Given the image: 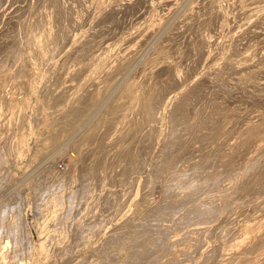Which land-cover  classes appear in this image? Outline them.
<instances>
[{"label":"bare ground","instance_id":"6f19581e","mask_svg":"<svg viewBox=\"0 0 264 264\" xmlns=\"http://www.w3.org/2000/svg\"><path fill=\"white\" fill-rule=\"evenodd\" d=\"M34 1H36V0H34ZM149 1H151V0H149ZM149 1L148 0H127L124 4L122 2L119 5V3H118L119 1H118L117 2L118 4L115 2V4L112 5L110 2L108 3L107 0H67V1L66 0H39L40 3L35 2L36 5L39 4L38 5L39 8L35 7V8H37L36 9L37 11L34 12V14H32V16L29 15L27 17L30 18V16H31L32 20H33V25H35V27L37 29H40V30L42 29L43 32L41 31V33H42L41 36L40 35L37 36V33H36V35H34L35 34L34 33L33 34L34 37L29 38L30 40H32L31 38H33V40L31 41V45H32L33 49H32V51L27 53V55L23 51L24 49L21 48V45L18 44L19 40L17 41V37L18 38L21 37V32H22L21 31L22 23H20L21 19H20V16L18 17V11L21 9V7H20V9L18 8L19 10L17 9L16 12L11 13V15H9V17L6 20L7 22L5 24V27L3 29H0V50H3V48H4L6 50V52L12 53L11 56L9 53L5 54V56H8V54H9V57H11V61H10V59L8 61H6V59L8 57L7 58L4 57V58H6L5 60L4 59L0 60V64H2L3 62L4 63L6 62V64H7V65H5L4 69L3 68L0 69V194L2 192H4V189H6V187L12 185L13 182H15L17 179H19L20 176H23V177H21V179L26 178V175L28 176L29 170L27 171L28 173L25 170H26V168L27 169L30 168V166H29L30 163L27 165L29 167H27L25 165V162H23L24 157L27 154H29L28 156H30V159H29V157L27 159L29 160V162H31V167L34 164V163L32 164V162L39 163L37 165V166H39L41 164V162L44 161V159L46 160L47 157L51 158L54 156V154H55V156L59 155L57 153L61 152L63 149H65L68 146H71L72 148L74 147V149H73L74 152L72 154L67 155L64 158L62 157L63 158L62 159L63 160L62 166L63 165L65 166L64 170H65L66 175L62 176V174H63L62 172H57L55 170L58 167V165L55 167V169L53 168L54 165H52V168H51V169H53L52 175L50 174V176H48L49 178H46L43 180L44 184H45L44 181L46 180V185L41 186L42 183L41 184L38 183L39 186L33 184V186H35L36 191L33 192L32 199L34 198V200L38 199L41 201L40 207L43 208L41 211L44 212V214H41L40 218L36 219V214H38V213H34L35 215L34 214L32 215L30 212L31 209L33 211V208L38 210L36 208V206L31 208L32 205H30L31 209L30 210L26 209V206H27V208H29V206L27 205V202H26L27 200L25 201V199L22 198L23 196L22 197L19 196L18 199H17V197H18L17 196L16 197L17 200L15 199L16 200L15 203H13L11 201L4 203L5 199H4V202L2 201L3 202L2 204L0 203V264H9V262L12 264L14 262V259H16L18 256H21V257L24 256L25 258L29 259L27 262V259L25 260V258H24V262H21L19 264H264V204H262L263 202L257 201L258 204L262 202L260 205V206H262V209L260 210L259 213H257L258 210H256V211L254 210L255 208L252 209L254 211L250 212L248 210V208H249V206L254 205L255 200L254 199L251 200L250 198L246 197V196H248L246 194H245L246 195L245 197H246V199L248 198L247 200L245 198L243 199L241 197L244 194L242 195V192H240L239 190H241L243 188V186L245 187V185H243V186L240 185V189L237 190L236 193L234 192L235 194H232L233 190H232V193L230 190H229L230 192L228 190H226L227 193L229 192V193H231V195H229V193L227 194V193L221 191L225 187H227L224 185L227 183H224V182L229 175L230 176L232 175L231 178L232 179L234 178L233 181L234 180H238V181L240 180V182L242 181V183L244 180H247V181L254 180L255 178L258 177L257 175H259V176L264 175V162L261 163V160H263V158H264V134H262V135L258 136V138H256V140H258V142H254V144H252L250 146L248 145L247 146L248 148H245V149H247L246 155L248 153H249L248 155H250V154H254V155L249 156V157L247 156L248 158L245 157L244 160L240 159V161H238L237 163L235 162L236 163L235 165L233 164L234 166L231 164H230V166H227V165H229L228 163L225 165L224 164L222 165V162L225 159L224 160L221 159V161H222V162H220L221 164L219 163L220 160H218L217 161L218 164H216V165H219L217 167L218 171L215 173L213 172L214 177L217 175V178L211 179L213 177L210 178V175H209V178L213 181V183L211 182V184L208 180L206 182L204 180L203 183L202 182L199 183L197 181L198 179L196 178L195 172L192 174L189 173L190 175H187V173H184L180 170H178V172H176L177 169L174 172L173 169H175V168H173L172 171H169L171 173H170V176L168 177V179H167V177L166 178L164 177L165 181H167L169 183L168 188L165 187V184H164L165 181H164V178H162V174L164 172H166L165 171V166H166L165 163H167L166 160L170 157L169 155H171V152H176V150H178V149H176V143H175L176 139L178 137L175 139V142H173L175 135L172 136L173 137L172 141L168 140L169 138L167 137L168 139H166V140H168V141H165L164 144L162 143L164 136L166 135L162 131V129L165 130V128L167 127V126L165 128L162 127V125L165 122L163 120V118L166 115V111L169 112V111H171V108H172V110L175 111V112L172 111L173 114L175 113L176 116H180V117L174 118L175 120L178 118H182V117H183L182 119H184L186 116L189 117V115H192V114H190L191 108L193 109V107L191 105H192V103L195 102V100L198 99V101H199V97H198L197 93L200 94L199 91H201V89L202 90L205 89L204 87H206V86H208L209 88L214 87V89L216 87V90L220 89V90H225V91H227L229 89L228 90L229 92H231V90L238 91V89L240 88L239 85H241V84H239V85H237V83L235 84L236 80H234V84H229L230 83L229 80L231 78L230 79L228 78V80H227L228 84L225 82V79H224V81H223V79L220 81L218 79L219 78L218 76L220 73L219 74L217 73V72H219L217 69H219L220 72H222L221 68H220L222 66H220V67L218 66L221 64V62L219 61L220 64H216V62L212 63L213 60L216 61V59L219 60L221 58V61L223 62V64H226V62L223 60V58L224 59H225V57L227 58L228 55L226 56L225 54H228V53L223 51V48H222L223 52L219 51L220 52V53L218 52L219 54L218 53L215 54L218 56L210 57L212 55V53H211L212 50L210 52L209 48H211L210 46L213 45L212 40H213L214 35L211 33V31L209 29L214 28V27H211L212 25L216 26V25H214V23L218 19L221 21V23L219 22V27L222 30H225V28L228 29L227 28L228 26L225 24L229 23L228 20H230V18L227 19L228 17H226V15H229V13L226 14L227 12L225 11V7H224L227 4L226 3H225V5L222 4L223 0L222 1L221 0H197V1L195 0L196 1V2L194 1L195 4H193V2H192L191 5H188L186 11H184V16H183L182 21L181 20H179L180 22L178 21L179 25L177 24L178 26L177 27L175 26L176 28L174 27V29L172 31H170V33L165 37L167 39L163 38V40L158 42L154 47L152 46L153 48L150 51L147 49L149 51V53L146 51L147 55H145V58L143 59V61L140 59L141 62L140 63L138 62V64L136 65L135 64V62H137L135 59L136 56H134V58H132V55L134 53L133 52H132L133 54L128 53L126 56L127 52L124 51V55L123 56L121 55V57L117 59V62L119 60V62H118L119 64H116L117 62L115 63L116 60L114 59L115 60L114 66H113V64L111 66L110 65V62H112L111 56H113L114 54L112 53L113 55H111L110 50L109 51L105 50V52H102L100 50L101 52H98L97 49L103 48V46L100 48H97L100 46L99 44L102 43L101 41H103V40L100 39L101 41H99L100 35H98L99 37L97 36L98 39L96 40L97 37L95 36V34H98V33L101 34L102 32L105 33L106 31H108L110 34L111 33L113 34L115 29L118 28L117 25L122 23L120 18H119L120 14H121L120 16H122V12L125 14L127 12V13H129V15H130V13L138 14L141 12L140 9H143L142 11H144V13L147 15L148 11L154 12V10H156V7H157L156 5L164 6L163 4H165V5H171L172 6L174 4L177 6V4L179 2H182L183 0H157L156 5L154 4L155 1L152 0V2H150V3H149ZM158 1H159V4H157ZM236 1L237 2L238 1L244 2V3L239 2L240 3L239 7L241 8V6H243V8H244V10H242L243 13H245L247 15H248V13L253 14L256 17L253 15L252 16L257 18V21H262V20L264 21V3L263 4L259 3L260 6H257L258 5L257 2H259L260 0H252V1L248 0V2H246V0L245 1L236 0ZM263 1L261 0V2H263ZM25 2H26L25 5L27 7L30 0H25ZM230 2H231V0L228 1V3H230ZM151 3H153V4H151ZM184 3H187V1ZM255 3H257V5ZM116 4L119 6L116 7ZM241 4H244V5H241ZM253 4H255L254 6H256V7H253ZM0 5H1V3H0ZM7 5H8V3H7ZM23 5H22V7H23ZM32 5H33V3H32ZM179 5H180V3H179ZM121 6H123V7H121ZM162 6H160V7H162ZM171 6H169V8ZM92 7H95L96 10H97V8L100 10V16L97 19L100 20L101 22H107L109 25H108V27H106V25H107V23H106V25L104 26L106 28L101 29V31L100 30L97 32L95 31V33L93 31H92L93 33H90L89 30L86 31V29H85V31H82L83 33L80 34L79 36L77 34L78 38L75 41L80 43L81 46L83 45V49L80 48L82 50L81 53H84L83 55H85L87 52H90L89 55H91L90 58H92V59H90V62L88 61L89 63L87 64L86 68H84L85 66L81 67L83 62L82 63L80 61L77 62V60H75L76 58L75 59L73 58L76 62L72 66L69 67L67 65V64H69V62L65 58L69 57V55L71 54L70 51L73 49H70L69 52L66 51V52H68V54L70 53L69 55L67 54L68 55L67 57L66 56L64 57V55H63V59H65V60H63L64 62H62V60H61L62 58L60 59L61 62L58 59L56 60L54 57L51 56V54L55 50V48L58 46L59 43L61 44L62 41H64V40L66 41V39H68L67 33L71 28H72L71 34H73V28H76V26H77V28L79 27L78 25H80V23L83 22L82 19L85 17V14L86 13L89 14L88 12H89L90 8H92ZM229 7H230V5H229ZM4 8L2 9V11L4 10ZM7 8H8V6H7ZM32 8H34V7H32ZM95 8H93V9H95ZM245 8L248 11L245 10ZM166 9H168V8L166 7ZM172 9H174V8L172 7ZM229 9H228V12H229ZM236 9H238V8H236ZM33 10L34 9H32V11ZM67 10H69L70 12ZM3 12H5V11H3ZM66 12H68V13H66ZM135 12H138V13H135ZM235 12H236V10H235ZM246 12H248V13H246ZM0 13H2V12H0ZM30 13H31V11H30ZM96 13H97V11H96ZM165 13L167 14V12H165ZM165 13H163V15ZM66 14H67V16H66ZM82 14L84 17H82ZM87 14H86V16H88ZM91 14H93V13H91ZM140 14H138V15H140ZM129 15H128V17H129ZM149 15L150 16L147 17L149 19H145L146 21H145V23L143 22L141 27L138 26L139 27L138 31H140V32H137V33L140 34L143 31L144 34H147L148 37L150 36L152 38L156 29L158 28V26H161V24L160 25L155 24V20H154L155 16L153 17L154 14L152 15V13L150 14V12H149ZM233 16H234V14H233ZM252 16H250V17H252ZM125 17H127V16H125ZM250 17H249V20H252ZM18 18H19V24H18ZM24 18H25V16H24ZM123 18H122V20H123ZM163 18H165V17H163ZM86 19H83V20H86ZM91 19H93V17ZM134 19L135 18H133V20ZM233 19H235V18H233ZM27 20L28 19H26V21ZM32 20H30V21H32ZM98 20H97V22H98ZM124 20H126V19H124ZM249 20L247 22H250ZM127 21H125V22H127ZM244 21H243V23H244ZM257 21L255 19V22H257ZM247 22H246V24L248 25ZM26 23H28V22H26ZM253 23L254 22L252 21V24ZM257 23H259V22H257ZM95 24H97L96 21H95ZM126 24H129V21ZM250 24H251V22H250ZM250 24H249V27L252 26ZM262 24H263V22H262ZM262 24H260V25H262ZM81 25H80V27H81ZM139 25H141V24H139ZM237 25H239V24H237ZM260 25H256V26L259 27ZM102 26H103V24H102ZM132 26H133V24H132ZM223 26H226V27L223 28ZM23 27H24V23H23ZM27 27L28 26H26V28ZM59 27L61 28V30L63 29L62 33L59 32L60 30L58 31ZM93 27H92V29H93ZM241 27L242 26H240V28ZM255 27H253V28H255ZM36 28H34V29H36ZM247 28H248V26H247ZM15 29H17V30H15ZM25 29H23V32ZM27 29H29V28H27ZM141 29H143V30L141 31ZM245 29H244L243 35L246 34ZM32 30H33V28H32ZM94 30H95V27H94ZM128 30H130V29H128ZM135 30H136V28H135ZM213 30L216 31V28ZM250 30L252 31L253 29L250 28ZM117 31H119V30L117 29ZM121 31H123V30H121ZM251 31H247V29H246V32L251 33ZM130 32H132V31H130ZM157 32H158V30H157ZM233 32H234V30H233ZM257 32L258 31L256 30V33L254 34L255 36H256V34H258ZM143 33L140 34L141 35L140 38H142ZM228 33H229V31H228ZM239 33L240 32H237V37L235 35L236 33L235 34L233 33L234 35L230 34V36L232 35L231 37L226 34L230 38H229V40L227 39V41L225 43H223L225 45L222 44L223 46H225L224 48L227 47V49H228L231 45H233L234 41L236 42L237 40L241 39V36L239 37ZM23 34L24 33H22V35ZM116 34H117V32L114 34V36ZM241 34H242V32L240 33V35ZM133 35H135V34H133ZM140 35H138V36H140ZM254 35L252 34L251 36L253 37ZM24 36H23V38H24ZM73 36H75V35H73ZM103 36H106V35H103ZM126 36H127L126 34H125V36L122 35L121 37H119V40L121 38V41L124 40L123 42H125V43H127L128 41L134 40L132 38V36H127V37ZM138 36L136 35V37H138ZM244 36H246V35H244ZM251 36L249 38H251ZM111 37L112 36H110V38ZM143 37H145V36H143ZM71 38H72V36H71ZM145 38H147V37H145ZM219 38L222 39L221 37H219ZM242 38H243V36H242ZM245 38L247 39V37H245ZM245 38H244V40H246ZM21 39H20V41H21ZM50 39H52V40L50 42H48ZM73 39L74 38H72L71 41ZM116 39H117V37H116ZM116 39H115V42H116ZM217 39H216V41H217ZM112 40H114V39H112ZM119 40H117V41L120 42ZM136 40H137L136 42H139L138 39H136ZM262 40H264V38ZM103 42H105V41H103ZM23 43H24V41H23ZM25 43H26V40H25ZM51 43L53 44V47L55 45L54 49L52 47H51L52 49L48 48V44L51 45ZM236 43L238 44L239 42H236ZM240 43L244 44V43H246V41H243ZM63 44H64V42H63ZM63 44H62V46H63ZM135 44H137V43H135ZM141 44H140V46H141ZM254 44H255V42H254ZM102 45H103V43H102ZM118 45H121V44H118ZM138 45H137V47H138ZM44 46H45V48H44ZM106 46H107L106 47L107 49L110 48L109 47L110 45L109 46L106 45ZM24 47H27V46H24ZM36 47H39V50L42 49L40 52H41V54H43V56L45 58V59L42 58L43 59L42 61L45 60L44 63L47 62L46 63V64H48L47 67L46 66L44 67V65L42 63L41 64L43 66L42 65L39 66L40 63L37 64L38 60L36 61L34 59V57L37 59V57L35 56L38 53V52L36 53ZM59 47H58V49H59ZM117 47H119V46H117ZM125 47H122L121 49H125ZM130 47L132 48V44ZM131 48H130V50H131ZM61 49H62V47H61ZM263 49H264V47H263ZM39 50H37V51H39ZM74 51H79V50H74ZM246 51H248L247 54H245L244 52H241V56L239 55L240 58H237L238 55H234V56H237V57H235V59L230 57V61H227V62H229L230 66L229 65H227V66H229V68L232 66L233 69L235 71H237V72L234 71L235 74L236 73L238 74V72H241V74H242V72H244L243 75H247V74H250V75L251 74L252 75L257 74L258 75V73H263L264 68L262 66L257 67L259 62L254 64L256 66H254L253 64H250V63H249V66L246 63L247 67L243 66V64L245 62H247V61L249 62V60L252 59V57L249 55V50H246ZM250 51H251V49H250ZM117 52L121 53V51H119V49ZM128 52H129V50H128ZM261 52L263 53V51H261ZM76 53H78V52H75L74 54H76ZM120 53L117 55L119 56ZM232 53H234V52L232 51ZM242 53H244V54H242ZM1 54H4V53L0 52V55ZM41 54L37 55V56H41ZM56 54H57V52H56ZM79 54L80 53H78V55ZM237 54H239V53H237ZM250 54L252 55V53H250ZM54 55H55V53H54ZM58 55H59V52H58ZM86 55L88 56L87 58H89V55L88 54H86ZM224 55H225V57H224ZM74 56H76V55H74ZM230 56H232V55H230ZM80 57L81 56H79V58ZM209 57L211 58L210 59V61H212L211 63L216 64L218 68L215 65H214L215 67L211 65L212 66L211 70H208V72L206 71V73H201L203 75V77L201 76L202 78H200V80L199 79L197 80V78H199V77H195L198 82L194 81L195 80L194 79L193 83L192 82L189 83V79L193 76L192 74L196 70H197L196 74L198 73L196 76H198L200 74V71H198V70L200 68V65L202 64L201 62L206 61V59ZM254 57L256 58V56H254ZM70 58H72V57L70 56ZM82 58L85 59L86 56L85 57L82 56L80 59H82ZM87 58L85 59V61L87 60ZM131 58L135 59V60L130 63ZM262 58H264V57H262ZM242 59L244 61H242ZM72 60L70 59L69 61H72ZM161 60H163V63L161 62ZM34 61L37 62L36 63L37 65L35 64ZM39 61H41V59H39ZM157 61H158V63H156ZM208 61H209V59H208ZM207 63H209V62H207ZM217 63H218V61H217ZM70 64H71V62H70ZM223 64H221V65H223ZM186 65L188 68L186 67L187 69L185 72L184 71L185 68L183 66H186ZM0 66H2V65H0ZM198 66H199V68H198ZM225 67H226V65H225ZM260 68H263V69H260ZM124 69H126L127 72ZM233 69L231 71H233ZM117 70L119 72H122L121 70H124L126 72V74L124 73V76H120V75H118L119 72L116 73ZM193 70H195V71H193ZM205 70H207V69H203V71H205ZM227 70H230V69H227ZM83 71H85V73H83ZM134 71H135V73H134ZM1 72H3V73H1ZM230 73H232V72H230ZM77 74H79L80 76H81V74H83V76H81L80 79H78V80L73 79V81H72V78L78 76ZM215 74H218V75H215ZM228 74H225L224 78ZM189 75L190 76L192 75V76L188 79ZM220 75H223V72ZM194 76H195V74H194ZM234 76H232L233 79H235ZM230 77H231V75H230ZM239 77H240V75H239ZM244 77L246 78V76H244ZM77 78L78 77H76V79ZM186 78L188 79V81H185V80H187ZM241 78H237V79H241ZM251 78H252V76H250V78H248V79H251ZM49 79L53 80L52 82H54L53 86L51 85V87L46 85V83H48V81H46V80H49ZM233 79H232V81H233ZM242 80H244V79H242ZM45 81H46V83H45ZM69 81H72V82H69ZM74 81H77V82H74ZM245 81H246V79H245ZM245 81H240V82L243 83ZM248 81L249 80H247V82ZM255 81L257 82V80H255ZM255 81L251 80L250 82H252L254 84ZM182 82H184V83H182ZM186 82H188L189 84H186ZM263 83H264V81H263ZM245 84H246V82H245ZM248 85H249V83L247 84V86ZM190 86H192L191 87L192 89H188V88H190ZM243 86H241V87H243ZM251 87H254V86H251ZM245 88L250 89V87H245ZM242 89H239V90H242ZM252 89H250V90H252ZM258 89H260V88H258ZM263 89L260 91L263 92ZM206 90H207V88L205 89V93L207 92ZM214 91H213V93H214ZM217 91L219 92V90H217ZM242 91H244V90H242ZM246 91L248 93H250L248 90H246ZM252 91H253V93H255L254 90H252ZM260 91L257 90L256 92H260ZM210 92H211V95H214L216 93L215 92L214 94H212V90ZM205 93H203V94H205ZM233 93H235V92H233ZM253 93H251L253 95V97L255 95L259 94V93H257L254 95ZM228 94H230V93H228ZM205 95H207V94H205ZM220 96H221V94H220ZM234 96H236V95H234ZM243 96H245V95H243ZM203 97H204V95H203ZM203 97H202V99L201 98L200 99L203 100ZM215 97L216 96L214 95V98ZM217 97H219V96H217ZM263 97H261V98H263ZM214 98H213V100H215ZM234 98H236V97H234ZM224 99H226V97ZM227 99H229V98H227ZM254 99H255V101L258 100L257 98H254ZM231 100H234V99L232 98ZM222 101H223V103H225L224 100H222ZM222 101H220V102H222ZM255 101L253 100V102H255ZM258 101L261 102L262 100L261 101L258 100ZM263 101H264V99H263ZM263 101H262V103H263ZM253 102H251V104ZM208 103H209V101H208ZM241 103H242V101H241ZM201 104H202V102H201ZM217 104H220V103L218 102ZM256 104H257V102L255 103V105ZM260 104H258V105H260ZM237 105H239V104H237ZM246 105H248V104H246ZM193 106H194V104H193ZM203 106H207V105L205 104ZM219 106H221V104ZM222 106H223V104H222ZM260 106H258V107H260ZM198 107H196V108H198ZM250 107H252V105L249 104L248 108H250ZM201 108H202V106H201ZM254 108H255V106H254ZM256 108L254 109L256 111L255 113H258L259 111H257V110H259V109L258 108L256 109ZM194 109H195V107H194ZM214 109H216V108H214ZM218 109H221V108H218ZM218 109H217V111H218ZM234 109H236L235 106H234ZM262 109L264 110V108H262ZM196 110L197 109H195V111L194 112L192 111V112L196 114ZM203 110H202V112H203ZM221 110H219V111H221ZM223 110L225 112L224 108H223ZM236 110H235V112H237ZM254 110H253V113H254ZM212 111L215 112V110H212ZM219 111L217 113H219ZM232 111H231L232 114H235L233 107H232ZM208 112H210V111H208ZM214 112H212V113H214ZM227 112H225V114ZM251 112H252V110H251ZM251 112H249V113L251 114ZM188 113H189V115H188ZM199 113H201V112H199ZM199 113H197V114L199 115ZM212 113L210 114L211 116L213 115ZM221 113L223 114V112H220L219 114H221ZM230 113H228V115ZM197 114H196V116H197ZM205 114H208V113H205ZM219 114H217V115H219ZM240 114H242V113H240ZM244 114L247 115V113H244ZM250 114H248V115H250ZM200 115H203V113H201ZM204 115L201 116L200 118H203ZM261 115H263V113H261ZM208 116L209 115H207L206 119L209 120V118H210V120H211V116H209V118H208ZM222 116H221V118H222ZM236 116H237V113H236ZM239 116L240 115H238V117ZM253 116H255V115H253ZM169 117H170V115H169ZM169 117H167V118L169 119ZM190 117L194 118L195 116H190ZM215 117H216V115H215ZM225 117H226V115H225ZM233 117L235 118V115ZM233 117H231L232 119H230V122H232L231 120L234 119ZM255 117H257V116H255ZM258 117H260V114ZM200 118H198V120L197 119L196 120L198 122H200L199 121ZM229 118H228V120H229ZM241 118L242 117H240V119ZM245 118H249V117L246 116ZM171 119H172V116H171ZM215 119H217V118H214V120ZM255 119L258 120L257 118H255ZM262 119H264V118H262ZM175 120H172V121H175ZM180 120L181 119H179L178 121H180ZM188 120L191 121V119H188ZM194 120H195V118H194ZM218 120H220V118ZM250 120H251V117H250ZM186 121L185 122L183 121L185 123L183 125H186L187 123H188V125H190L191 122L187 121V123H186ZM205 121H207V120H205ZM209 121L207 123H209ZM221 121L223 122V120H221ZM253 121H254V119L252 120V122ZM143 122H145L144 125H142ZM168 122H166V125ZM201 122L205 123L203 119ZM211 122H212V120H211ZM214 122H212V123H214ZM216 122H218V121H216ZM227 122H229V121H227ZM227 122H223V123H225V125H227ZM234 122H235V120H234ZM249 122H251V121H249ZM252 122H251V124H253ZM158 123H160L161 125L158 126ZM173 123H176V124L175 125H173L172 123H170V124H172L173 126H176L181 122H179V123L173 122ZM207 123H205V125L204 124H201V125L206 126ZM248 123H246V124H248ZM211 124H210V126H211ZM217 124H220V121ZM233 124H235V123H233ZM256 124H257V122H256ZM179 125H182V123ZM195 125H197V124H195ZM231 125H232V123H231ZM170 126L171 125H169V127ZM207 126H206V128H207ZM228 126L230 127L229 123H228L227 127ZM262 126L263 125L261 123V126L259 127V128H261V130H262ZM187 127L185 129L189 128V127L188 128ZM192 127H193V125H192ZM192 127L189 130H192ZM211 127H214V126H211ZM220 127L221 126H219V128ZM223 127H225V126H223ZM231 127L234 128V126H231ZM251 127H248V128H251ZM171 128L172 127H170L169 129H171ZM204 128H201V129H204ZM216 128H218V127L215 125L214 130ZM233 128H229V129L232 130ZM244 128H245V125H244L243 129ZM253 128H251V129H253ZM240 129H239V131L241 132L242 135H244L242 133V131L245 132V130L241 131ZM263 129H264V126H263ZM174 130H176V129H174ZM189 130H187V131H189ZM205 130H207V129H205ZM230 130H229V132H227V130H226V132L230 133ZM233 130H235V129H233ZM233 130H232V132H233ZM165 131L167 132L168 130H165ZM195 131H197V130H195ZM202 131L204 132V130H202ZM248 131L249 130L247 129L246 132H248ZM176 132H177V130L174 133L176 134ZM199 132H201V131H199ZM224 132H223V134H224ZM246 132H245V134H246ZM250 132H251V130H250ZM253 132L254 131H252L251 133H253ZM182 133H184V132L182 131ZM182 133L180 134L181 137H182ZM189 133H190V131H189ZM204 133L208 134V131H206ZM213 133H215V132H213ZM120 134H122L123 136L122 135L120 136ZM167 134L169 136V133H167ZM193 134H195V133H193ZM193 134L190 133L189 135L192 136ZM209 134H210V132H209ZM219 134H222V133H219ZM180 135H179V138H180ZM198 135H199V137L202 136V135L200 136V134H198ZM213 135H215V134H213ZM213 135L211 134V137ZM218 135H216V136L218 137ZM222 135H221V138H222ZM238 135H240V134H238ZM251 135H249V136L251 137ZM187 136H185V138ZM206 136H208V135H206ZM209 136L207 138H209ZM145 137L146 138L149 137L150 141L145 142V140L147 141V139H145ZM197 137L195 136L196 141L198 139ZM217 137H215V139ZM230 137H232V136H230ZM243 137L244 136H242V138ZM246 137L248 138V136H246ZM256 137H257V135H256ZM182 138L185 139L184 137H182ZM207 138L202 137L201 141H203L202 139L207 140ZM218 138H220V137H218ZM221 138H220V140H221ZM228 138L226 137L225 139L228 140ZM232 138H230L228 141H231ZM236 138H239V136L238 137L236 136ZM215 139H213V140L215 141ZM250 139H252V138H250ZM253 139H254V137H253ZM178 140L180 142L181 139H178ZM217 140H219V139H217ZM247 140H246V142H247ZM155 141H157L156 144L159 145L156 147L157 151H155V146H156V144L154 146ZM185 141H186V139H185ZM210 141H212V140H210ZM223 141H225V140H223ZM237 141H236L237 144H239V139H237ZM181 142H182V144H181ZM181 142H180L181 145L178 143L180 145V147L183 145V143H185V142H183V140H181ZM188 142H189V140H188ZM198 142H199V140H198ZM226 142H224V143H226ZM161 143L163 146L161 145ZM220 143H221V141H220ZM220 143H218L220 145V147L223 146L222 143L221 144ZM233 143H234V141H233ZM192 144H193V142H192ZM202 144H203V142H202ZM214 144H215V142H214ZM218 144L216 145L217 147H218ZM235 144H233V145H235ZM245 144H248V143H245ZM179 145H178V147H179ZM189 145H191L190 142H189ZM233 145H231L232 148H233ZM240 145H241V143H240ZM205 146H206V144H205ZM205 146H204V148H205ZM211 146L213 147L214 145H211ZM242 146L245 147L246 145L242 144ZM180 147H179V149H180ZM185 147H188V146H185ZM191 147H192V145H191ZM199 147H202V146H199ZM207 147L208 146H206V148ZM239 147H241V146H239ZM162 148H163V150L161 151ZM206 148H205V150H206ZM208 148H209V150L207 149L206 151H208V152L211 151L210 147H208ZM214 148L215 147H213V149ZM222 148H224V147H221V149ZM226 148H228V147H226ZM183 149L184 148H182V150L181 149L180 150L183 151ZM193 149H191V150L189 149L190 152ZM228 149H230V146ZM241 149H240V152H241ZM89 150L91 151L90 153H89ZM185 150H187V148ZM201 150H203V149H201ZM233 150H235V149H233ZM77 151L80 152V155L78 154ZM83 151L84 152L87 151L89 154L87 155V152H86V155H85V153H82ZM206 151H203V153H205ZM212 151H214V150H212ZM220 151L218 150V153ZM236 151H235V154H236ZM243 151H242V153H243ZM67 152H69V151L67 150ZM126 152L131 153V157L129 156V159H128V160H130L129 162H131V163L128 164L129 166L128 165L127 166L129 168L132 165L129 168V171L132 168L133 172L131 170L132 173H130V174L126 173L127 174L126 175L125 172L127 170L124 171L122 169L121 171H124V172L121 173V171H120V174H118L117 170L120 167L122 168L123 166L126 165L125 162L121 161L122 157L125 156L124 154H127ZM161 152H162V155L163 154L164 155L160 158V162H159V164H157V167H155V165L152 163L153 164V172L157 171V174L156 175L154 174V176H153L152 173H151V175L148 173L149 174L148 177L150 179H152V183H151V185L149 184L148 187L149 188L151 187L150 193L152 194L151 197L152 196L153 197L150 198V196H149L150 194H149L145 198L144 196H146V194L149 193L150 189H148L149 191H146V189L143 190V187L146 188L147 185L144 186L141 184V182L139 184L138 183L139 181H137L136 185H135L134 182L136 181V178H134L135 180L132 179L134 182H133V185L130 184V186L133 187L135 185V187H133V188L131 187L132 188V191H130L131 197H129V195H128V198L130 200V203H129L130 206H134L135 209H134L133 215L126 213L129 210L126 211L124 209V208H126L125 203L128 204L127 203L128 199L124 200L125 198H123L124 196L125 197L127 196V193L124 191L125 188L123 189V191L126 193L124 195V194H121V192H120V190H118V188L115 189L113 187H116L117 186L116 184L122 185V186L129 184L130 178L132 176H134L136 173H139L141 170H143V167L145 169V167L149 163L151 164L152 161L155 162V160H156L155 158L157 156L159 157L161 155V154L159 155V153H161ZM190 152L188 153V156H189ZM192 152L195 155L196 152L195 151H192ZM211 152H209V153H211ZM223 152H225V151H223ZM228 152H230V151H228ZM240 152H238L237 154H239ZM110 153L113 154L114 156H112ZM199 153H202V152H199ZM177 154H180V152ZM208 154H206V155H208ZM214 154H215V152H214ZM227 154H229V153H227ZM235 154L232 153V155H231V157H233L232 158L233 160H234ZM50 155H53V156H50ZM108 155H109V157L112 156L111 157L112 160L109 157H107ZM182 155L181 156L184 159H187L186 151ZM240 155H242V154H240ZM173 156H171V157L173 158ZM198 156H200V155L198 154ZM211 156H213V154ZM215 156H218V154H216ZM215 156H214V158H215ZM225 156H226V154H225ZM113 157H114L115 161L118 162V166L117 167L115 166L116 168H113L114 166L112 165V163H114ZM178 157H180V156H178ZM178 157L176 156V158H178ZM192 157L195 158L197 156L195 155ZM201 157L202 156H200V158ZM203 157H204V154H203ZM223 157H224V155H222V158ZM229 157H228V159H229ZM239 157H241V156H239ZM239 157H238V160H239ZM172 158H171V160H172ZM200 158L196 159L197 162L199 161L198 159H200ZM27 159H26V161H28ZM174 159L175 158H173V160ZM180 159H181V157H180ZM217 159H219V157ZM123 160L128 162L127 159L126 160L123 159ZM200 160H202V158ZM203 160H204V163H207V162H205L206 159L203 158ZM207 160H209V159H207ZM226 160H227V157H226ZM57 161H59V160H57ZM158 161H159V158H158ZM190 161L188 163H190ZM214 161H216V160H214ZM183 162L184 161L182 160V163ZM192 162H193V160H192ZM46 163H50V162L46 161ZM139 163L141 166L142 165L143 166L141 167L139 165ZM177 163H180V162H177ZM200 163H202V162H200ZM204 163H202V164H204ZM193 164H195V163L193 162L192 166H193ZM197 164L199 167V163H197ZM202 164L200 165V168H201ZM207 164L210 165V162ZM170 165H169V167H170ZM173 165L177 166L178 164L177 165L173 164ZM183 165H185V164H183ZM213 165H214V163H213ZM37 166H36V168H37V170H39ZM194 166L197 167L196 164ZM204 167L205 166H203L202 168H204ZM244 167H248L249 169H247V168L243 169ZM32 168H34V167H32ZM41 168H43V167H41ZM60 168H62V167L60 166ZM190 168L191 167H189V169ZM217 168H214V169L216 170ZM124 169H126V167H124ZM167 169H168V167H167ZM178 169H179V167H178ZM203 170H206V169H202L201 171H203ZM34 171H36V170H33V173H34ZM110 171L112 172V174H110ZM199 171L200 170H198V172ZM210 171H211L210 173H212V171H214V170L211 169ZM242 171H243V174H242ZM145 172H142V173H145ZM149 172H151V170ZM46 173H49V172H46ZM205 173H206L205 175H207L208 171H205ZM44 174H43V176H44ZM167 174H169V173H166V175ZM114 175L117 176V178H114ZM138 176H139V174H138ZM187 176H189V177H187ZM198 176H199V174H198ZM245 177H246V179H245ZM39 178H38V180L40 182ZM44 178H45V176H44ZM113 178L115 180H113ZM198 178H200V176ZM137 179H140V178L138 177ZM150 179H148V181H150ZM202 179H203V177H202ZM202 179L200 178V180H202ZM112 180L114 181L115 184H112L113 183ZM229 180L227 179V181H229ZM262 180H264V179H262ZM261 181L258 180V182H261ZM262 183H263V181H262ZM27 184H28V182H27ZM29 184H30V182H29ZM248 184H251V183H248ZM31 185L32 184H30V186ZM176 185H179L180 189H182V190H180V189L175 190L174 186H176ZM188 185H191L190 188H186V186H188ZM232 185H233L232 188L236 187V184H232ZM259 185H260V183H259ZM27 186L29 187V185H27ZM130 186H129L128 190L130 189ZM229 186H228V188H230ZM13 187H14V184L12 187H10V189H14ZM117 187L120 188V186H117ZM173 187H174V189H172ZM122 188H120V189L122 190ZM185 188H186V190H183ZM10 189H8V190H10ZM33 189L34 188H32V191H33ZM169 189H172L169 192L170 195H168V197L170 196L169 197L170 199L173 198L174 200H176V199H179L183 196L186 197L185 199H182V198L180 199L181 206H184L187 204L184 209L182 207L183 210L180 209L182 211V213H180L181 215L178 216L177 215L178 213L176 212L177 213L176 216L179 217L177 219H181V221L177 222V223L180 222L179 226L177 224H175V222L169 223V227L167 226V228H165L166 231L169 229V232H158L159 230L151 232L150 231L151 228L145 227L147 230L149 229L150 232L148 231L149 234L144 235L146 237H144L145 238L144 240L142 238L143 241L137 239L136 237L135 238H128L126 236L127 238H125L123 235L116 236L117 235L116 230L118 229L119 225L121 226L124 223L128 224V221L126 222L128 217L129 218L132 216L137 217V224L140 225L139 226L140 228H141V225L145 226V224H147L146 226H148V223H150V221H148L146 219L147 218L146 216L148 214L146 212V209L148 211V209L150 210L151 208H154L153 205H155V206L157 205L158 208L160 206L159 204L166 205L164 199H165V197H167V195L165 193ZM26 190L27 189L25 188L23 191H25V193H26L27 192ZM249 190H251V189H249ZM13 191H15V190H13ZM23 191H20L19 194H21V192L23 193ZM30 191H31V189H30ZM145 191L147 193H145ZM262 191H264V187H263ZM6 193L7 192H5L4 194H6ZM157 193H158V195H157ZM4 194L2 193L1 197ZM31 194H32V192H31ZM263 195H264V193H263ZM142 197H144L145 199H148V197H149L152 201L151 202L150 201L145 202L147 200H144ZM261 197H263V196L261 195ZM256 198H258V197H256ZM119 199H120V201H119ZM111 200H114L116 202L113 204ZM258 200H259V198H258ZM263 200H264V198H263ZM101 203H102V205H104L103 206L104 210H107L106 212H109V216L111 215L110 217L114 219L113 220V228H112V230L108 229V230H111L110 233H107V231L101 230L100 233L103 232L102 233L103 234L102 240L100 239L102 242L98 241L100 243V244H98L95 241L96 239L93 240V242L98 244L97 246H95L94 244L93 245L91 244L92 237H93L92 235H94L97 231H99L101 229L98 226V221L103 220V219L100 218L97 221L94 220L96 218V216L93 219L92 212H93V209L95 207L97 208L96 205H99V204L101 205ZM172 203L174 204V202H171V204ZM238 206H240V207H238ZM245 206L246 207L248 206V208H246ZM40 207H39V209H40ZM157 207H156V209H157ZM162 207L164 208V206H162ZM175 207H176V205H175ZM237 208H240V209H237ZM260 208L261 207L256 208V209H260ZM160 209H161V206H160ZM36 210H34V212H36ZM104 210L102 212H100V211L99 212L103 213ZM157 210H159V209H157ZM162 210L164 211V209H161L160 211H162ZM175 210L177 211L178 209L175 208ZM175 210H174V212H175ZM246 210H248V212H246ZM38 211H40V210H38ZM167 211H169V206H168ZM181 211H179V212H181ZM94 212H96V209ZM252 212H253V214H252ZM96 213H98V211ZM100 213H98V214H100ZM145 213H146V215H145ZM150 213H151V211H150ZM98 214H96V215H98ZM169 215H170V213H169ZM174 215H175V213H174ZM174 215L172 216L173 218H174ZM233 215H236V216L234 217ZM102 216L103 215L101 214L100 217H102ZM109 216H108V218H110ZM31 218H32V220L29 221ZM96 219H98V217ZM150 219H152V218H150ZM154 221H151V222L155 226V224H157V222L154 224ZM170 221H172V220H170ZM101 222H103V221H101ZM105 222L103 223L104 225H105ZM133 222H134V224H133ZM133 222H131V223H132V225L135 226L136 223H135V221H133ZM164 222H165V220H164ZM51 223H54L55 226L57 224H61V225L57 226L56 228H55V226H53V228H55V229L51 230L50 229ZM165 223H167V222H165ZM108 225H110V224H108ZM111 225H112V223H111ZM124 225H126V224H124ZM158 225H160V224H158ZM158 225L155 227H158ZM161 225H162V223H161ZM154 226H152V230H153ZM189 226H190V228H188ZM102 227L105 228V226H103V225H102ZM127 227H129L131 229L133 226H127ZM51 228H52V226H51ZM129 228H127V229H129ZM135 228H137V226ZM141 229L144 231L143 228H141ZM163 229H164V227H163ZM137 230H139V229H137ZM147 230H145V231H147ZM129 231H132V230H129ZM143 231H142V233H143ZM76 232L80 236V237L79 236L77 237L79 239L78 244L77 245H75V244L71 245V243L74 241L73 239L76 238V237L74 238ZM139 232L140 233H138V232L137 233L140 236L141 231L139 230ZM115 233H116V235H115ZM123 233H125V232H123ZM128 233H126V234H128ZM133 234H134V231H133ZM121 236H123V237H121ZM139 236H138V238H141L143 235L141 237H139ZM100 237H96V238H100ZM159 238H162L166 241L165 242L163 241L164 243H161L162 241H158ZM74 243H75V241H74ZM70 246H74V248L71 249ZM259 247H260V250H259ZM257 248H258V250H257ZM92 256H94L97 259H95V258L93 259ZM90 257L92 259H90ZM12 259H13V262H11ZM17 262H19V260ZM15 264H17V263H15Z\"/></svg>","mask_w":264,"mask_h":264},{"label":"rangeland","instance_id":"374dc122","mask_svg":"<svg viewBox=\"0 0 264 264\" xmlns=\"http://www.w3.org/2000/svg\"><path fill=\"white\" fill-rule=\"evenodd\" d=\"M4 1H5L6 3H5ZM32 1H33V2H32ZM66 1H67V0H66ZM107 1H108V3L110 2L112 5H114L115 2L117 3V2L119 1L118 3H119V5H120L122 2H123V4H124L127 0H126V1H125V0H113V1H112V0H107ZM148 1H149V0H148ZM153 1H155L154 4L156 5L157 0H153ZM186 1H187L188 4H187V3H184V2H186ZM188 1H189V2H188ZM194 1H195V0H183L182 2H179L180 5H179V3H178L177 6L174 5V4H173L172 6H171V5H165V4H163L164 6H162V5H159V6L156 5V6H157V7H156V10H154V12H153V11H152V12H151V11H148L147 15L144 13V11H142L143 9H140V10H141V12H140L141 14L138 13V12H135V13H138V14H140V15H138V14H134V13H130V15H129V13H127V12H126V14L122 12V16H120L121 14L119 15V18H120V20H121L122 23L119 22L120 24L117 25L118 28L115 29V31H114L113 34H112V33L110 34L108 31H106L105 33L102 32L101 34H99V33H98V34H95L96 37H97L98 35H100V37L98 36V37H99V41H101V40L105 41V42L101 41V42L103 43V45H102V43L99 44L100 46L98 45L99 47H97V48H100V47L103 46V48L97 49L98 52H101V51H102V52H105V50H107V51L110 50L111 55L114 54V55H113L114 57L110 55V56H111V60H112V62H113V63L110 62V65H111V66H112V64H113V66H114V61H115V60H116V61H115V63H116V62H117V59L120 58L121 55H122V56L124 55V51L127 52V53L125 52V53H126V56H127L128 53L131 54V53L133 52L134 54L132 53V54H133V55H132V58H134V56H136L135 59H136L137 62H135V64L137 65L138 62L140 63L141 60L143 61V59L145 58V55H147L146 51L149 53V51H150V50H151V49H152V48H153L158 42H160L161 40H163V38H165V37L170 33V31H172V30L174 29L175 26L177 27V26L179 25L178 21H179V20L182 21L183 16H184V11H186L188 5H191L192 2H193V4H195V2H196L197 0H196L195 2H194ZM221 1H222V0H221ZM225 1H226V2H225ZM225 1L223 0V3H222V4H224V5H225V3L227 4V5H225V6L223 5V6L225 7V11L227 12L226 14L229 13V15H230V16H229V15H226V17H228L227 19L230 18V20H228V22H229L230 24L226 22L227 24H225V25L228 26V27H227L228 29L225 28L226 26H223V28H225V30H222V29L219 27V22L221 23V21H220L219 19L215 21L214 25H216V26H213V25H212L211 27H214V28H210V29H209V30L211 31V33L214 35V36H213V40H212V44H213V45H211V46H210L211 48H209V49H210V52H211V50H212V52H211L212 55H211L210 57L218 56V55H215V54L218 53L219 51H220V52H223V51L227 52L228 54H225L226 56L228 55L227 58L225 57V55H224L225 59L223 58V60L226 62V64H223V62L221 61V58H220L219 60L216 59V61L213 60V62H212V61H210L211 58L209 57V58L206 59V61L209 62L210 64L207 63L206 61H202V62H201V63H202V64H201L202 66L200 65V68H199V66H198V68H199L198 71H200V74H201V73H206V71L208 72V70H211V69H212V68H211L212 66L215 65V66L217 67L216 64H220V62H221V64H223V65L220 64V65H218V66H219V67L222 66V67H220V68H221V71L223 72V75H220L222 72H220V70L217 69V70L219 71V72H217V73H218V74L220 73L219 76H218V77H219L218 79H219L220 81H221L222 79H223V81H224V79H225V82H226L227 84H228V81H227L228 78H229V79L231 78V79L229 80V81H230L229 84H234V80H236V81H235V84H236V83H237V85L241 84V85H239V86H240L239 89H242V88H243L242 90H244V91L238 89V91H233V90H231V92H229V91H228L229 89H228V90H227L228 92H227V91H225V90L217 89V90H219V92H218V91L216 90V87H215V89H214V87H213V88L210 87L211 89H210L208 86L204 87L205 89L207 88V90H206L207 92L205 93V89H203V90L201 89V91H199L200 94L197 93V95H198V97H199V101H198V99H197V100H195L196 103H195V102L192 103L191 106L193 107V109L191 108V110H190V114H192V115H189V113H188L189 117H190V116H195V117H194L195 120H194L193 117H190V118H189L188 116H186V117L184 116V117H185L184 119H182L183 117L181 116L182 118H178V119L175 120L174 118H176V117H180V116H176L175 113L173 114V112H175V111L172 110V108H171V111H169V112L166 111V115H165L166 118H165V117L163 118V120L165 121V122H164L165 125L163 124L162 127L165 128V127L167 126L168 128L166 127L167 129L165 128V130H168V131L170 130V131H169V132H168V131L166 132L165 130L162 129V131L166 134V135L164 136V139H163L162 143L164 144L165 141H168V140H171V141H172V138H173L172 136L175 135V136H174V139H173V142H175V139L178 137V138L176 139V142H175V143H176V149H178V150L175 149L176 152H171V155H169L170 157L168 156V157H169V158L167 159L168 161L166 160L167 163H165L166 166L168 167V169H167V167L164 165V166H165V171H166V172H164V173L162 174V178H164V177L166 178V177H167V179H168V177L170 176V173H171V172H169V171H172V169L175 168V169H173L174 172H175V170L177 169L176 172H178V170H180V171H182V172H184V173H187V175H190V174H192V173L195 172L196 178L198 179V180H197V179H196V180H197L199 183H201V182L203 183L204 180H205V182L208 180V181L210 182V184H211V182L213 183V181H212L211 179H215V178H217V175H216V174H215L216 176L214 177V173L218 171V168H217V167H218L219 165H216V164H218V162H217L218 160H220V161H219V163H220V162H222L221 159H222V160L225 159V160L222 162V165H223V164L225 165V164L228 163L229 165H227V166H230V164H231V165H233V164L235 165L238 161H240V159H243V160H244L245 157H247V156L249 157V156L254 155V154H250V155H248L249 153L246 155V150H247V149H245V148H248L247 146H248V145L250 146V145L254 144V142H258V140H256V138H258V136L264 134V129H263V126H264V119H262V118H264V110L262 109V108H264V104H263V103H264V101H263V99H264V97H263V96H264V93H263V92H264V89H263V88H264V83H263V81H264V80H263V79H264V72H263V73H258L259 76H258L257 74H256L257 76L254 75V74H253V75H252V74H251V75H250V74L243 75L244 72H242V74H241V72H238V74L240 75V77H239V75H238L237 73H236V74L234 73L235 70L233 69L232 66L229 68L230 64H229V62H227V61H230V57L235 59V57H237V56H234V55H238L237 58H240V56H241V52H244L245 54H247L248 51H246V50H249V55L252 57V59H250L249 62H248V61L245 62V63H244L245 65L243 64V66H246L247 64H248V66H249V63L254 65V64H256V63L259 62L257 67H261V66H262V67L264 68V66H263V65H264V58H262V57H264V49H263V47H264V40H262V39L264 38V21H263V20H262V21H257V18H255L256 16L253 15V14H249L248 12H246V13H248V15L245 14V13H243V11H242V10H244L243 6H241V8L239 7V6H240V3H241L242 1H238V2H237L236 0H235V1H234V0H231V2H232L233 4H232L231 2H230L231 4L228 3V1H230V0H225ZM243 1H245V0H243ZM249 1H252V0H249ZM262 1H263V0H262ZM15 2H16V3H15ZM31 2L33 3V5H32ZM35 2H39V0H36V1H34V0H30L29 4H28L27 7H26V5H25L26 2H25V0H16V1H15V0H9V1H8V0H0V3H1V5H0V12H2V13H0V15H1V16H0V29H3V28L5 27V24H6V22H7L6 20H7V18L9 17V15H11V13L16 12L17 9H18V8L20 9V7H21L20 10L18 9V10H19V11H18V17L20 16V19H21V20H20V23H22V29H21L22 32H21V37H19V38H20V39L22 38L23 40L21 39V41H20V39L17 37V41L19 40V41H18V44L21 45V48H22V49H24L23 51L26 53V55H27V53H29V52L32 51V49H33V48H32V45H31V41L33 40V38H31L32 40H30L29 38H30V37H34V35H36V33H37V36H38V35L41 36V34H42L41 31L43 32L42 29H41V30H40V29H37V28L35 27V25H33V20H32V17H31V16H32V14H34V12L37 11V10H36L37 8H35V7H38V5H39V4L36 5ZM112 2H113V3H112ZM150 2H152V0L149 1V3H150ZM239 2H240V3H239ZM246 2H248V0H246ZM246 2H245V3H246ZM7 3H8V5H7ZM20 3H21V4H20ZM39 3H40V2H39ZM118 3H117V4H118ZM234 3H235V4H234ZM238 3H239V4H238ZM242 3H244V2H242ZM257 3H258V5H257ZM257 3H255V4H256L257 6H260L259 3H262V4H263L264 1L261 2V0H260V1L257 2ZM2 4H3V5H2ZM23 4H24V5H23ZM117 4H116V7L119 6V5H117ZM151 4H153V3H151ZM157 4H159V1H158ZM186 4H187V5H186ZM237 4H238V5H237ZM255 4H253V7H256V6H254ZM10 5H11V6H10ZM22 5H23L24 8L22 7ZM31 5H32V6H31ZM178 5H179V6H178ZM229 5H230V7H229ZM232 5H233V6H232ZM241 5H244V4H241ZM2 6H3V7H2ZM7 6H8V8H7ZM16 6H17V7H16ZM18 6H19V7H18ZM28 6H29V7H28ZM160 6H162V7H160ZM165 6H166L168 9H166ZM169 6H171V7L169 8ZM231 6H232V7H231ZM4 7H5V8H4ZM25 7H26V8H25ZM32 7H34V8H32ZM121 7H123V6H121ZM172 7H173L174 9H172ZM233 7H234V8H233ZM3 8H4L3 11H5V12L2 11ZM27 8H28V9H27ZM31 8L34 9V10L32 11ZM38 8H39V7H38ZM93 8H95V7L90 8V10H89V12H88L89 14H87V13L85 12L89 17L86 16V14H85V17H84V16H83L84 13L82 14V17H84L83 19H86V18H87L88 20L86 19V20H87V21H86V20H83V19H82V21H83V22L85 21V22H84V23L82 22L83 24L80 23V25L82 24L83 26L81 25V27H80V25H78V26H79V27H78L79 29L77 28V26H76V28H73V34H71V32H72L71 29H72V28L68 31V33H69V34L67 33V36H68L67 38H68V39H66V41H65V40L62 41L61 44L59 43L60 45L58 44V46L55 48L56 51L54 50L55 52L53 51L52 54L50 53L52 57H54L56 60L58 59L60 62H61V60H62V62H64L63 60L66 59V60L69 62V64H67L69 67L72 66V65L76 62L75 60H77V62H78V61H80L81 63L83 62V63H82L83 66L81 65V67H84V66H85L84 68H86L87 64L90 62V59H92V58H90L91 55H89L90 52H87V53H86V54L89 55V58H87L88 56H87L86 54L83 55L84 53H81L82 50L80 49V48L83 49V45L81 46V44L78 43V42L75 41V40L78 38V36H79L80 34L83 33L82 31H85V29H86V31L89 30L90 33H93V32L95 33V31H96V32L99 31V30L101 31V29H104V28L108 27V25H109L107 22H101L100 20L97 19V18H99V16H100V10H99L98 8H97V10H96V8H95V9H93ZM158 8H159V9H158ZM181 8H182V9H181ZM229 8H230V9H229ZM236 8H238V9H236ZM7 9H8V10H7ZM14 9H15V10H14ZM26 9H27L28 11H27ZM91 9H92V10H91ZM165 9H166V10H165ZM169 9H170V10H169ZM171 9H172V10H171ZM175 9H176V10H175ZM226 9H227V10H226ZM228 9H229V12H228ZM21 10H22L23 12H22ZM24 10H25V11H24ZM158 10H159V11H158ZM167 10H168V11H167ZM235 10H236L237 13L235 12ZM240 10H241V11H240ZM245 10H247V9L245 8ZM30 11H31V13H30ZM67 11H69V10H67ZM90 11H91V12H90ZM92 11H93V12H92ZM96 11H97V13H96ZM157 11H158L159 13H158ZM233 11H234V12H233ZM247 11H248V10H247ZM21 12H22V13H21ZM32 12H33V13H32ZM69 12H70V11H69ZM142 12H143V13H142ZM149 12H150V14L152 13V15L154 14L153 17L155 16V19H154V20H155V24H157V25H160V24H161V26H158V28L156 29V31H155V33H154V35H155V34H156V35H155V36L153 35L152 38H151L150 36L148 37L147 34H144L143 31H142L143 29H141L143 35H142V38H140V37H141L140 34H142V33H140V34L137 33V32H140V31H138V30H139V27H138V26L141 27L142 24H143V22L145 23V21H146L145 19H149V18H147V17L150 16V15H149ZM165 12H167V14H166ZM169 12H170V13H169ZM64 13H65V12H64ZM66 13H68V12H66ZM91 13H93V14H91ZM95 13H96V14H95ZM163 13H165V14L163 15ZM168 13H169V14H168ZM230 13H231L232 15H231ZM239 13H240V14H239ZM90 14H91L92 16H91ZM156 14H157V15H156ZM172 14H173V15H172ZM233 14H234V16H233ZM237 14H238V15H237ZM241 14H242V15H241ZM3 15H4V16H3ZM29 15H31L30 18L27 17V16H29ZM93 15H94V16H93ZM123 15H124V16H123ZM128 15H129V17H128ZM249 15H250V16L253 15V16H255V17H253V16L250 17ZM24 16H25L26 19H28L27 21H26V19L24 18ZM66 16H67V14H66ZM96 16H97V17H96ZM125 16H127L128 18L125 17ZM130 16H131V17H130ZM143 16H144L145 18H144ZM162 16L165 17V18H163ZM232 16H233V17H232ZM240 16H241V17H240ZM22 17H23V18H22ZM92 17H93V19H91ZM121 17H122V18L124 17L123 20H124V19H126V20L123 21ZM142 17H143L144 19H143ZM249 17H250L252 20H249ZM133 18H135V19L133 20ZM157 18H158V19H157ZM159 18H160V19H159ZM161 18H162V19H161ZM233 18H235V19H233ZM241 18H242V19H241ZM246 18H247V19H246ZM29 19L32 20V21H30ZM128 19H129V20H128ZM255 19H256V21L259 22L260 24H262V22H263V24L260 25L259 23L255 22ZM89 20H90V21H89ZM97 20H98L99 23L97 22ZM127 20L129 21V24H126V23H128ZM136 20H137V21H136ZM142 20H143V21H142ZM156 20H157V21H156ZM244 20H245V21H244ZM248 20L251 22V24H250V22H247ZM88 21H89V22H88ZM95 21H96L97 24H95ZM125 21H127V22H125ZM140 21H141V22H140ZM161 21H162V22H161ZM243 21H244V23H243ZM252 21H253L255 24H254V23L252 24ZM26 22H28V23H26ZM30 22H31L32 24H31ZM134 22H135V23H134ZM179 22H180V21H179ZM216 22H217V23H216ZM233 22H234V23H233ZM239 22H240V23H239ZM246 22L248 23V25L246 24ZM23 23H24V27H23ZM29 23H30V24H29ZM91 23H92V24H91ZM101 23L103 24V26H102ZM106 23H107V25H106ZM137 23H138V24H137ZM170 23H171V24H170ZM18 24H19V18H18ZM26 24H27V25H26ZM84 24H85V25H84ZM124 24H125V25H124ZM132 24H133V26H132ZM134 24H135V25H134ZM139 24H141V25H139ZM177 24H178V25H177ZM237 24H239V25H237ZM249 24L252 25V26L249 27ZM25 25L28 26L27 28H29V29H27ZM29 25H30V26H29ZM96 25H97V26H96ZM105 25H106V27H104ZM114 25H115V24H114ZM121 25H122V26H121ZM130 25H131V26H130ZM246 25L248 26V28H247ZM256 25H260L261 27L259 26V27H260V28H259V27H257ZM31 26H32V27H31ZM93 26L95 27V30H94V27H93ZM101 26H102V27H101ZM117 26H116V27H117ZM123 26H124V27H123ZM162 26H163V27H162ZM236 26H237V27H236ZM238 26H239V27H238ZM240 26H242V27L240 28ZM255 26H256V27H255ZM92 27H93V29H92ZM97 27H98V28H97ZM114 27H115V26H114ZM120 27H121V28H120ZM176 27H175V28H176ZM232 27H233V28H232ZM234 27H235V28H234ZM253 27H255L256 29L253 28ZM25 28H26V29H25ZM32 28H33V30H32ZM34 28H36L37 30L34 29ZM88 28H89V29H88ZM123 28H124V29H123ZM133 28H134V29H133ZM135 28H136V30H135ZM137 28H138V29H137ZM215 28H216V31L213 30V29H215ZM219 28H220L221 30H220ZM245 28L247 29V31H251L250 28L253 29V30L255 29L254 31L252 30L253 32L251 31V33L254 35V34L256 33V30H257V31H258L257 33H258V34H256V36L254 35L255 37H254V36L252 37V36H251L252 34L249 33V32H246V29H245ZM257 28H258V29H257ZM23 29H25L24 32H23ZM117 29H118L119 31H117ZM120 29L123 30V31H121ZM128 29H130V30H128ZM211 29H212L213 31H212ZM231 29H232V30H231ZM244 29H245V33H246V34H244V35H246V36L243 35V33H244ZM248 29H249V30H248ZM15 30H17V29H15ZM26 30H27V31H26ZM28 30H29L30 32H29ZM59 30H60V31H59ZM125 30H126V31L128 30V31L126 32ZM157 30H158V32H157ZM233 30H234V32H233ZM240 30H241V31H240ZM35 31H36V32H35ZM58 31L62 33L63 29L61 30V28L59 27V28H58ZM92 31H93V32H92ZM130 31H132V32H130ZM133 31H134V32H133ZM166 31H167V32H166ZM214 31H215V32H214ZM228 31H229V33H228ZM59 32H58V33H59ZM116 32H117V34L114 36V34H115ZM163 32H164V33H163ZM220 32H221V33H220ZM237 32H240V33L242 32L241 35H240V33H239V37L241 36V39H239V40L236 41V42H239V43L237 44V43L234 41V42H233V45H231L228 49H227V47L224 48L225 46H223V45H225V44H223V43H225V42L227 41V39L229 40V38H230L232 35H234L235 33H236L235 35H236V37H237ZM260 32H261V33H260ZM22 33H24V34L22 35ZM27 33H28V34H27ZM34 33H35V34H34ZM103 33H104V34H103ZM122 33H123V34H122ZM127 33H128V34H127ZM233 33H234V34H233ZM33 34H34V35H33ZM77 34H78V36H77ZM119 34H120L121 36H122V35L125 36V34H126L127 36H132V38H133L134 40H131V39H132V38H131V39H130L131 41H128L127 43H125V42H123L124 40L121 41V38H120V40H119V37H121ZM129 34H130V35H129ZM133 34H135V35H133ZM221 34H222L223 36H222ZM226 34H227L228 36H230V34H232V35H231L230 37H228ZM259 34H260V35H259ZM24 35H25V36H24ZM28 35H29V36H28ZM73 35H75L76 37L73 36ZM103 35H106V36H103ZM118 35H119V36H118ZM136 35H137V36L140 35V36L136 37ZM219 35H220V36H219ZM248 35H249V36H248ZM258 35H259V36H258ZM262 35H263V36H262ZM23 36H24V38H23ZM71 36H72V38H74V39L72 40L73 42L71 41V39H72ZM110 36H112L111 38L114 39V40H112V39L110 38ZM127 36H126V37H127ZM133 36H134V37H133ZM143 36H145V37H147V38H145V37H143ZM218 36L221 37L222 39H220ZM225 36H226V37H225ZM242 36H243V38H242ZM250 36H251V38H249ZM261 36H262V37H261ZM98 37L96 38V40L98 39ZM102 37H103V38H102ZM104 37H105V38H104ZM116 37H117V39H116ZM245 37H247V39H246ZM258 37H259V38L261 37L262 39H261V38L259 39ZM27 38H28V39H27ZM139 38H140V39H139ZM143 38H144L145 40H144ZM148 38H149V39H148ZM217 38H218V39H217ZM225 38H226V39H225ZM244 38H245L246 40H244ZM100 39H101V40H100ZM109 39H110V40H109ZM115 39H116V42H115ZM136 39H138L139 42H136V41H137ZM165 39H167V38H165ZM216 39H217L218 42L216 41ZM250 39H251L252 41H251ZM25 40H26V43H27V44L25 43ZM51 40H52V39H50L48 42H50ZM117 40H119L121 43L118 42ZM140 40H141L143 43H142ZM221 40H222V41L224 40V41L222 42ZM23 41H24V43H23ZM27 41H28V42H27ZM133 41H134L135 43H137V44H135ZM145 41H146V42H145ZM220 41H221V42H220ZM243 41H246V43H244V44H243V43H240V42H243ZM19 42H20V43H19ZM63 42H64V44H63ZM66 42H67V43H66ZM112 42H113V43H112ZM117 42H118V43H117ZM131 42H132V43H131ZM154 42H155V43H154ZM254 42H255V44H254ZM261 42H262V43H261ZM73 43H74V44H73ZM75 43H76V44H75ZM104 43H105V44H104ZM115 43H116V44H115ZM141 43H142V44H141ZM62 44H63V46H62ZM118 44H121V45H118ZM131 44H132V48L134 47L133 49L130 47ZM134 44H135V45H134ZM138 44H139V45H138ZM140 44H141L142 47L140 46ZM215 44H216V45H215ZM222 44H223V45H222ZM240 44H241V45H240ZM242 44H243V45H242ZM23 45H24V46H27V47H24ZM28 45H29V46H28ZM106 45H108V46L110 45V46H109L110 48L107 49V48H106V47H107ZM116 45L119 46L120 48L117 47ZM123 45H124V46H123ZM133 45H134V46H133ZM137 45H138V47H137ZM236 45H237V46H236ZM239 45H240V46H239ZM252 45H253V46H252ZM260 45H261V46H260ZM59 46H60V47H59ZM69 46H70V47H69ZM80 46H81V47H80ZM125 46H126V47H125ZM152 46H153V47H152ZM221 46H222V47H221ZM238 46H239V47H238ZM242 46H243V47H242ZM244 46H245L246 48H245ZM51 47L54 49L55 45H54V47H53V44H52V43H51V45L48 44V48L52 49ZM58 47H59V49H58ZM61 47H62V49H61ZM115 47H116V48H115ZM122 47H125V49H121ZM148 47H149V48H148ZM150 47H151V48H150ZM214 47H215V48H214ZM237 47H238L239 49H238ZM249 47H250V48H249ZM25 48H26V49H25ZM44 48H45V46H44ZM67 48H68L69 50H68ZM130 48H131V50H130ZM136 48H137V49H136ZM222 48H223V51H222ZM236 48H237V49H236ZM244 48H245V49H244ZM260 48H261V49H260ZM22 49H21V50H22ZM29 49H30V50H29ZM57 49H58V50H57ZM70 49H73V50L70 51ZM118 49H119V51H121V53H120V52H117ZM145 49H146V50H145ZM147 49H148L149 51H148ZM215 49H216V50H215ZM242 49H243V50H242ZM250 49H251V51H250ZM25 50H26V51H25ZM28 50H29V51H28ZM37 50H39V47H36V53H37V52H38V53L35 55V56L37 57V59H36L35 57H34V59H35L36 61L38 60V61H37L38 63L34 61L35 64H36V63H37V64L40 63L39 66H41V65L43 64L44 67H45V66L47 67V66H48V64H46L47 62L44 63L45 60L42 61L43 59H45L44 56H43V54H41V52H40L42 49H40L39 51H37ZM59 50H60V51H59ZM74 50H79V51H74ZM100 50H101V51H100ZM128 50H129V52H128ZM132 50H133V51H132ZM244 50H245V51H244ZM252 50H253L254 52H253ZM3 51H4V52H3ZM66 51H68V52L70 51L71 54L69 53V54H70V55H69L68 52H66ZM72 51H73V52H72ZM215 51H216V52H215ZM232 51H233L235 54L232 53ZM239 51H240V52H239ZM256 51H257V52H256ZM259 51H260V52H259ZM261 51H263V53H262ZM0 52H1V53H4V54H1V55H0V60H1V59H4V60H5V59L8 57V58L6 59V61H8L9 59H10V61H11V57H9V54H10V56H11L12 53H10V52H6V50H5L4 48H3V50H0ZM56 52H57V54H56ZM58 52H59V55H58ZM75 52H78V53H80L81 55H80V54L78 55V53L74 54ZM220 52H219V53H220ZM229 52H230V53H229ZM6 53H9L8 56H5ZM54 53H55V55H54ZM63 53H64V54H63ZM65 53H66V54H65ZM112 53H113V54H112ZM119 53H120V55L118 56L117 54H119ZM219 53H218V54H219ZM237 53H239V54H237ZM244 53H242V54H244ZM250 53H252V55H251ZM40 54H41V56H37V55H40ZM67 54L69 55V57H67V56H68ZM213 54H214V55H213ZM229 54L232 55V56H230ZM259 54H260V55H259ZM63 55H64V57L66 56L67 58L63 59ZM74 55H76V56H74ZM116 55H117V56H116ZM239 55H240V56H239ZM253 55L256 56V58H255ZM262 55H263V56H262ZM70 56H71L72 58H70ZM73 56H74V57H73ZM77 56H78V57H77ZM79 56H81V57H82V56H83V57L86 56V58H87L86 61H87V62L85 61L86 58H85V59H84V58L80 59L81 57L79 58ZM115 56H116V57H115ZM258 56H259V57H258ZM4 57H6V58H4ZM39 57H40V58H39ZM112 57H113V58H112ZM124 57H125V56H124ZM228 57H229V58H228ZM42 58H43V59H42ZM61 58H62V59H61ZM73 58H74V59L76 58V59L74 60ZM132 58H131L130 63L133 62V61L135 60V59H132ZM257 58H258V59H257ZM39 59H41L42 62L39 61ZM60 59H61V60H60ZM68 59H69V60H70V59H71V60L73 59V60H72V61H69ZM114 59H115V60H114ZM140 59H141V60H140ZM208 59H209V61H208ZM226 59H227V60H226ZM255 59H256L257 61H256ZM261 59H262V60H261ZM13 60H14V59H13ZM13 60H12V61H13ZM139 60H140V61H139ZM259 60H260V61H259ZM67 61H66V62H67ZM88 61H89V62H88ZM159 61H160V60H159ZM217 61H218V63H217ZM219 61H220V62H219ZM242 61H244V60L242 59ZM68 62H67V63H68ZM70 62H71V64H70ZM118 62H119V60H118ZM118 62H117L116 64H119ZM161 62L163 63V60H161ZM161 62H160V63H161ZM205 62H206V63H205ZM211 62H212V63H215V62H216V64H212ZM253 62H254V63H253ZM260 62H261V63H260ZM41 63H42V64H41ZM130 63H129V64H130ZM156 63H158V61H157ZM160 63H159V64H160ZM246 63H247V64H246ZM37 64H36V65H37ZM116 64H115V65H116ZM203 64H204V65H203ZM205 64H206V65H205ZM260 64H261V65H260ZM0 65H2V66H0V69H2V68L4 69V68H5V65H7V64H6V62H5V63L3 62V63L0 64ZM43 65H42V66H43ZM209 65H210V66H209ZM211 65H212V66H211ZM225 65H226V67H225ZM227 65H229V66H227ZM253 65H252V66H253ZM206 66H207V67H206ZM215 66H214V67H215ZM254 66H256V65H254ZM254 66H253V67H254ZM183 67L185 68L184 71L186 72V69L188 68L187 65H186V66H183ZM186 67H187V68H186ZM203 67H204V68H203ZM223 67H224V68H223ZM246 67H247V66H246ZM217 68H218V67H217ZM225 68H226V69H225ZM254 68H255V67H254ZM263 68H260V69H263ZM201 69H202V70H201ZM203 69H207V70L203 71ZM222 69H223L224 71H223ZM227 69H230V70H227ZM232 69H233V71H231ZM252 69H253V68H252ZM124 70L127 72L126 69H124ZM124 70H121L122 72H119V71L117 70L116 73L119 72L118 75H120V76H124V73L126 74V72H125ZM249 70H250V69H249ZM193 71H195V70H193ZM196 71H197V70H196ZM196 71L192 74L193 76L191 75L193 78L189 75L188 79L191 77V78L189 79V83H191V82L193 83L194 81H197L198 79L200 80V78L203 77L202 74H201V75L199 74L198 76H196V75L198 74V73L196 74ZM201 71H202V72H201ZM3 72H4V71H3ZM3 72H1V73H3ZM189 72H190V71H189ZM224 72H225V73H224ZM226 72H227V73H226ZM230 72H232V73H230ZM235 72H237V71H235ZM83 73H85V71H83ZM134 73H135V71H134ZM228 73H229V74H228ZM194 74H195V76H194ZM218 74H215V75H218ZM225 74H228V75H227L228 77L225 76V78H224V75H225ZM233 74H234L236 77H235ZM77 75H78V76H76V77H78V78L76 79V77H74V78H72V81H73V79H74V80H78V79H80L81 76H83V74H81V76H80L79 74H77ZM115 75H116V74H115ZM230 75H231V77H230ZM201 76H202V77H201ZM222 76H223V77H222ZM232 76H234L235 79H233ZM237 76H238V77H237ZM244 76H246V78H245ZM247 76H248V77H247ZM250 76H252L253 79H252V78H251V79H248V78H250ZM195 77H199V78H197V80H196ZM221 77H222V78H221ZM226 77H227V78H226ZM241 77H242V78H241ZM243 77H244V78H243ZM220 78H221V79H220ZM237 78H241V79H237ZM186 79H187V78H186ZM188 79L185 80V81H188ZM194 79H195V80H194ZM232 79H233V81H232ZM242 79H244V80H242ZM245 79H246V81H245ZM254 79L257 80V82H256ZM49 80H50V81H49ZM49 80H46V81H48V83H46V81H45V83H46V85H48V86L51 87V85L53 86V83H54V82H52L53 80H51V79H49ZM191 80H192V81H191ZM193 80H194V81H193ZM239 80H240V81H245L246 84H245V82L242 83V82H240ZM247 80H249V81L247 82ZM251 80H252V81H255V83H256L257 85H256L255 83L253 84L252 82H250ZM260 80H261V81H260ZM72 81H69V82H72ZM231 81H232V82H231ZM258 81H259L260 83H259ZM74 82H77V81H74ZM197 82H198V81H197ZM238 82H239V83H238ZM50 83H51V84H50ZM182 83H184V82H182ZM189 83L186 82V84H189ZM248 83H249V85L247 86ZM251 83H252L253 85H252ZM258 83H259V84H258ZM243 85H244V86H243ZM258 85H259L260 87H259ZM241 86H243V87H241ZM251 86H254L255 88H254V87H251ZM256 86H257V87H256ZM191 87H192V86H190V88H188V89H192ZM245 87H250V89L253 88L252 90H254L255 93H253L252 90H250V89H248V88H245ZM258 88H260V89H258ZM262 89H263V92L260 91V90H262ZM208 90H209V91H208ZM211 90H212V94H214V93L216 92L214 95H215L216 97H217V96H219V97H217V98L215 97V98H214V95H211V92H210ZM214 90H215V91H214ZM246 90H248L250 93H248ZM257 90H259L261 93H260V92H256ZM202 91H203V92H202ZM213 91H214V93H213ZM239 91H240V92H239ZM208 92H209V93H208ZM221 92H222V93H221ZM223 92H224V93H223ZM233 92H235V93H233ZM238 92H239V93H238ZM243 92H244L245 94H244ZM203 93H205V94H207V95H205V94H203ZM219 93L221 94V96H220ZM228 93H230V94H228ZM232 93H233V94H232ZM251 93H253L254 95L257 94V93H259V94L255 95V96L253 97V95H252ZM224 94H225V95H224ZM227 94H228V95H227ZM237 94H238L239 96H238ZM261 94H262V95H261ZM203 95H204V97H203ZM226 95H227V96H226ZM234 95H236V96H234ZM243 95H245V96H243ZM249 95H250L251 97H250ZM201 96L203 97V100H201V99H202ZM209 96H210V97H209ZM232 96H233V97H232ZM258 96H259V97H258ZM207 97H208V98H207ZM211 97H212V98H211ZM222 97H223V98H222ZM225 97H226V99H224ZM231 97H232L235 101H234V100H231V99H232ZM234 97H236V98H234ZM239 97H240V98H239ZM252 97H253V98H252ZM261 97H263V98H261ZM200 98H201V99H200ZM205 98H206V99H205ZM213 98H214L215 100H213ZM218 98H219L220 100H219ZM227 98H229V99H227ZM247 98H248V99H247ZM251 98H252V99H251ZM254 98H257V99L260 100V101L262 100L263 103H262V101H261V102H259L258 100L255 101ZM204 99H205V100H204ZM208 99H209V100H208ZM242 99H243V100H242ZM250 99H251L252 101H251ZM207 100L209 101V103H208ZM212 100H213V101H212ZM222 100H224L225 103H226L227 105H226L225 103H223ZM244 100H245V101H244ZM248 100H249L250 102H249ZM253 100H254L255 102H253ZM200 101L202 102L203 105L206 104L207 106H203V105L201 104ZM203 101H204V102H203ZM205 101H206V102H205ZM220 101H222V102H220ZM226 101H227V102H226ZM238 101H239V102H238ZM241 101H242V103H241ZM213 102H214L216 105H215ZM216 102H217V103L219 102V103L221 104V106H219L220 104H217ZM235 102H236V103H235ZM248 102H249V103H248ZM251 102H253L254 104H253V103L251 104ZM256 102H257V104L255 105ZM258 102H259V103H258ZM245 103L248 104V105H246ZM260 103H261V104H260ZM193 104H194V106H193ZM198 104H199L200 106H199ZM222 104H223V106H222ZM237 104H239V105H237ZM241 104H242V105H241ZM249 104L252 105V107L248 108ZM258 104H260L261 106L258 105ZM196 105H197V106H196ZM228 105H229L230 107H229ZM245 105H246L247 107H246ZM198 106H199V107H198ZM201 106H202V108H203L204 110H205V109H206V110L204 111V110L201 108ZM216 106H217V107H216ZM218 106H219V107H218ZM224 106H225V107H224ZM231 106L233 107V110H234V113H235V114H232L233 111H232V107H231ZM234 106L236 107L237 110L234 109ZM237 106H238V107H237ZM239 106H240V107H239ZM254 106H255V108L257 107V108L259 109V110H257V111H259L258 113H255L256 111L254 110V109H255ZM258 106H260V107H258ZM194 107H195V109H197V110H196V114L199 113V112L203 113V115H204L205 113H208V114H205L203 118H200V117L203 116V115H200L201 113H199V115L197 114V116H198V117H197L196 114L193 113V112L195 111ZM196 107H198V108H196ZM212 107H213V108H212ZM261 107H262V108H261ZM200 108L203 110V112H202V110H201ZM214 108H216V109H214ZM218 108H221L222 110H223V108H224V109H225V112H227V111H228V112L225 114L224 110L222 111L221 109H218ZM240 108H241V109H240ZM246 108H247V109H246ZM257 108H256V109H257ZM198 109H199V110H198ZM208 109H209V110H208ZM211 109H212V110H215V112L217 111V109H218V111L221 110V111H219V113H220V112H223V114H222V113H221V114H222L224 117H223L221 114L217 113L218 111L215 113V112L212 111ZM227 109H228V110H227ZM230 109H231V110H230ZM261 109H262V110H261ZM207 110L210 111V112H208ZM226 110H227V111H226ZM235 110H236L237 112H235ZM242 110H243V111H242ZM251 110H252V112H251ZM253 110H254V113H253ZM172 111H173V112H172ZM192 111H193V112H192ZM231 111H232V112H231ZM244 111H245V112H244ZM167 112H168L169 114H168ZM170 112H171V113H170ZM204 112H205V113H204ZM212 112H214V113H212ZM230 112H231V113H230ZM243 112H244V113H247V115L244 114ZM249 112H251V114H250ZM211 113L213 114L212 116L210 115ZM228 113H230L231 115H230V114L228 115ZM236 113H237V116H236ZM240 113H242V114H240ZM261 113H263V115H261ZM171 114H172V115H171ZM194 114H195V115H194ZM217 114H219V115H217ZM224 114L226 115V117H225ZM248 114H250V115H248ZM259 114H260V117H258ZM167 115H168V116H167ZM169 115H170V117H169ZM173 115H174V116H173ZM207 115L211 116V120H212V122H214L215 120L218 121V122L215 121L216 123H215V122L212 123L211 120H210V118H209V116H208V118H209L210 121H209L208 119H206V118H207ZM215 115H216V117H215ZM220 115L222 116V118H221ZM234 115H235V118H236V119L233 117ZM238 115H240V116L238 117ZM243 115H244V116H243ZM251 115H252V116H251ZM253 115H255V116H257V117H255V116H253ZM171 116H172V119H171ZM219 116H220V117H219ZM227 116H228V117H227ZM230 116L234 118L233 120H231L232 122H230V119H232ZM246 116H248L249 118H245ZM167 117H169V119H168ZM196 117H197V118H196ZM218 117L220 118V120H218V119H219ZM229 117H230V118H229ZM237 117H238V118H237ZM240 117H242L246 122H245L242 118L240 119ZM250 117H251V120H250ZM187 118H188V119H191V121L188 120ZM198 118H200V119H199L200 122L202 121V119L204 120L205 123H207V122L209 121L210 124H211V123L213 124V125L211 124V126H214V127H211L210 124L207 123L206 126H207V125H208V126H207V128H206V126H204L205 123H203V122L200 123V122L197 121ZM214 118H217V119L214 120ZM228 118H229V120H228ZM255 118H257L258 120H256ZM259 118H260V119H259ZM166 119H167V120H166ZM179 119H181V120L178 121ZM185 119H186L187 121L191 122L190 125L192 124L193 127H192V125H191V126L188 125V123H187V121H186ZM196 119H197V120H196ZM224 119H225L226 121H225ZM237 119H238V120H237ZM248 119H249V120H248ZM253 119H254V121L252 122ZM172 120H175V121H172ZM192 120H193V121H192ZM205 120H207V121H205ZM221 120H223V122H227V121H229V122H227V125H228V123H229L230 127H229V126L227 127V125H225V123H223ZM234 120H235V122H234ZM240 120H241V121H240ZM255 120H256V121H255ZM168 121H169V122H168ZM183 121H184V122L186 121L187 124H186V125H183V124H185ZM219 121H220V124H217V123H219ZM242 121H243V122H242ZM249 121H251L253 124H251V122H249ZM261 121H262V122H261ZM166 122H168L167 125H166ZM173 122H177V123L181 122L182 125H183L184 127H183L182 125H179V124H181V123L178 124L179 126L176 125L177 127H176V126H173V125L176 124V123H173ZM197 122H198L199 124H198ZM248 122H249V123H248ZM256 122H257V124H256ZM144 123H145V122H143L142 125H144ZM147 123H148V122H147ZM170 123H172L173 125L170 124ZM231 123H232V125H231ZM233 123H235V124H233ZM237 123H238V124H237ZM246 123H248L249 125L246 124ZM261 123H262V125H263V126H262V130H263V131L261 130V128H259V127L261 126ZM195 124H197V125H195ZM201 124H204V125H201ZM255 124H256V125H255ZM147 125H148V124H147ZM147 125H146V126H147ZM160 125H161V124L158 123V126H160ZM169 125H171V126H170V127H172L171 129H169V128H170ZM215 125H216L218 128H219V126H221V127H220L219 129L216 128V129L214 130ZM222 125L225 126V127H223ZM235 125H236V126H235ZM237 125H238V126H237ZM239 125H240V126H239ZM242 125H243V126H242ZM244 125H245V128L243 129ZM246 125H247V126H246ZM250 125H251V126L253 125V126L251 127ZM259 125H260V126H259ZM180 126H181L182 128H181ZM187 126H188L189 128H188ZM200 126H201V127H200ZM209 126H210V127H209ZM231 126H234V128L231 127ZM255 126H256V127H255ZM258 126H259V127H258ZM179 127H180V128H179ZM186 127H187L188 129H185ZM191 127H192V130H189V129H191ZM199 127H200V128H199ZM204 127H205V128H204ZM226 127H227L228 129H229V128H233V129H235V130L232 129L233 132H232V130L229 129V130H230V133H231L232 135H231L230 133H227V132H229V130H228ZM235 127H236V128H235ZM239 127H240L241 129H240ZM248 127H251V128L254 127L255 129H254V128L251 129V128H248ZM173 128L177 130L176 134L174 133L176 130H174ZM177 128H178V129H177ZM198 128H199L200 130H199ZM201 128H204V129H201ZM208 128H209L210 130H209ZM212 128H213V129H212ZM223 128H224V129H223ZM258 128H259L260 130H259ZM180 129H181V130L183 129L182 131H183L184 133H182V131H181ZM184 129H185L186 131H185ZM205 129H207V130H205ZM239 129H240L241 131H242V130H245V132L247 131V129H248L249 131L246 132V134H245L244 131H242V133L244 134V135H242L241 132L239 131ZM256 129H257V130H256ZM172 130H173L174 132H173ZM187 130H189L190 133H192V134L195 133V134H193V135L191 136V135H189L190 133H189V131H187ZM193 130H194V131H193ZM195 130H197L198 132L195 131ZM202 130H204V132L208 131V134H207V133H204ZM211 130H212V131H211ZM216 130H217V131H216ZM221 130H222V131H221ZM226 130H227V132H226ZM250 130H251V132L254 131L255 133H254V132L251 133ZM178 131H179V132H178ZM199 131H201V132H199ZM219 131H220V132H219ZM224 131H225V132H224ZM236 131H237V132H236ZM170 132H171V133H170ZM172 132H173V133H172ZM180 132L182 133V137H184V138H185V136L188 135V136L185 138L186 141H185V139H183V138L181 137V135H180L181 133H180ZM209 132H210V134H209ZM213 132H215V133H213ZM216 132H217V133H216ZM223 132H224V134H223ZM262 132H263V133H262ZM167 133H169V136H168ZM177 133H178V134H177ZM185 133H186L187 135H186ZM188 133H189V134H188ZM202 133H203V134H202ZM219 133H222L223 135H222V134H219ZM226 133H227V134H226ZM237 133L240 134V135H238ZM183 134H184V135H183ZM198 134H200V136H201V135H202V136L199 137ZM205 134L208 135V136L210 135L209 138H207L208 136H206ZM211 134H212V135L215 134V135H213L214 137L212 136L213 138L211 137ZM218 134H219V135H218ZM251 134H252V135H251ZM121 135H122V134H120V136H121ZM177 135H178V136H177ZM179 135H180V138H179ZM194 135H195L196 137L198 136V137H197V138H198L197 141H196V138H195ZM204 135H205L206 137H205ZM216 135H218V137H220V138H221V135H222L221 140H220V138H218ZM227 135H228V136H227ZM235 135H236L237 137L239 136V138H236ZM249 135H251V137H250ZM253 135H254V136H253ZM256 135H257V137H256ZM122 136H123V135H122ZM190 136H191L192 138H191ZM230 136H232L233 138L230 137ZM242 136H244V137L242 138ZM246 136H248V138H247ZM146 137H147V136H146ZM146 137H145V139H147V141L145 140V142L150 141V140H149V137H148V138H146ZM167 137H168L169 139H168ZM202 137L207 138V140L202 139L203 141H201V138H202ZM215 137H217V138L215 139ZM226 137H227V138L229 137L228 140H229L230 138H232L231 141H228L227 139H225ZM234 137H235L236 139H235ZM249 137L252 138V139H250ZM253 137H254V139H253ZM188 138H189V139H188ZM199 138H200V139H199ZM210 138H211V139H210ZM166 139H168V140H166ZM178 139H181V140H183V142H185V143H183V145H182L183 147H182V146L180 147V145L182 144V142H181V140H180V142H181V144H180V142H179ZM187 139H188L189 142L191 143L192 147H191V145H189V142H188ZM190 139H191V140H190ZM192 139H193V140H192ZM194 139H195V140H194ZM213 139H215V141H214ZM217 139H219V140L221 141V143H222V145H223V146H221V147H224V148L221 149L220 145L218 144V143H220V141L217 140ZM222 139L225 140V141H223ZM237 139H239V144H237V142H238ZM245 139H246V140L248 139L247 142H246ZM198 140H199V142H198ZM208 140H209V141H208ZM210 140H212V141H210ZM216 140H217L218 142H217ZM243 140H244V141H243ZM249 140H250V141H249ZM255 140H256V141H255ZM194 141H195V142H194ZM205 141H206V142H205ZM207 141H208V142H207ZM213 141L215 142V144H216V143L218 144V147L216 146L217 144L215 145ZM226 141H227V142H226ZM233 141H234V143H233ZM236 141H237V142H236ZM241 141H242V142H241ZM248 141H249V142H248ZM156 142H157V141L154 142V146H155ZM192 142H193V144H192ZM202 142H203V144H202ZM224 142H226V143H224ZM231 142H232V143H231ZM252 142H253V143H252ZM162 143H161V145H162ZM178 143H179L180 145H179ZM200 143H201L202 145H201ZM204 143L206 144V146L210 147V150H211V151H212V150H214V151H212V152L209 151V152H211V153H209L208 151H206L207 149L209 150V148H208V147L206 148V146H205ZM221 143H220V144H221ZM235 143H236L238 146H237ZM240 143H241V145H240ZM245 143H248V144H245ZM177 144L179 145V147H180L181 150H182V148H184L183 151H181V150L179 149V147H178ZM194 144H195V145H194ZM197 144H198L199 146H202V147H199ZM226 144H227V145H226ZM228 144H229V145H228ZM230 144H231V145L235 144L237 147H236L235 145H233V148H232V146H231ZM242 144H243V145H246V146L243 147ZM196 145H197V146H196ZM211 145H214L213 147H215V148L213 149V147H212ZM224 145H225V146H224ZM157 146H159V145L156 144V146H155V151H157V149H156ZM162 146H163V145H162ZM185 146H188V147H185ZM189 146H190V147H189ZM195 146H196V147H195ZM204 146H205L206 150H205ZM229 146H230V149H228ZM239 146H241V147H239ZM194 147H195V148H194ZM197 147H198V148H197ZM211 147H212V148H211ZM226 147H228V148H226ZM234 147H235V148H234ZM242 147H243L244 149H243ZM186 148H187V150H185ZM188 148H189L190 150L194 148L192 151H195V152L197 153V154H196V153L194 152L195 155H196L197 157H195V158L192 157V156H195V155L193 154L192 151L190 152V150H189ZM199 148H200V149H199ZM218 148H219V149H218ZM238 148H239V149H238ZM241 148H242L244 151H243ZM65 149H66V150H65ZM65 149H63L64 151L62 150L61 152L57 153V154H59V155L56 154L58 157L55 156V154H54V156H53V155H50V156H53V157H51V158H50V157H47L46 160L44 159V161L41 162V164H40L39 166H37L39 163H37V162H32V164H33V163L35 164V165L33 164V166H32V167H34V168L31 167V162H29V160L27 159L28 157H29V159H30V156H28L29 154H27V155L24 157V161H23V162H25V165H26V166L30 163V165H29L30 168H29V169L26 168V170H25L26 172L29 170V171H28V172H29L28 176L25 174V175H26V178H23L24 180L21 179V177H23V176H20L19 179H17L15 182L12 183V185L6 187L7 190L4 189V192H2L3 194H4L5 192H7L6 194H4V195L2 196L3 198L1 197V194H2V193L0 194V197H1V198H0V203L2 204V203L4 202V199H5V202H4V203H6V202H8V201H11V202L15 203L16 200L19 198V196H21V197L23 196L22 198H24L25 201L27 200L26 202H27V205L29 206V208H27V206H26V209H29V210H30L31 208H33V207L36 206V208H37L38 210H40V211H38V210H36V209L33 208V211H32V209H31L30 212H31L32 215H33L34 213H38V214H39V213L41 212L39 215L36 214V219L40 218V217H41V214H44V212L41 211V210L43 209L42 207H40V206H41V201L38 200V199H37V200H34V198L32 199V197H33V192L36 191L35 186H33V184H35V185H37V186H39L38 183H40V184L42 183L41 186H42V185H46V180L44 181L45 184L43 183V180L46 179V178H49L48 176H50V174L52 175V173H53V171H52L53 169H51V168H52V165H54V167H53L54 169H55V167L58 165L59 168L57 167L58 169L56 168L55 170H56L57 172H62V173H63V174L61 173L62 176H63V175H66L65 170H64V169H65V166H64V165H63L64 167L62 166V161H63L62 159H63L64 157H66L67 155L72 154V153L74 152V151H73L74 147L72 148L71 146H68V147H66ZM71 149H72V150H71ZM196 149H197V150H196ZM198 149H199V150H198ZM201 149H203V150H201ZM216 149H217V150H216ZM226 149H227L228 151H230L231 153L228 152ZM231 149H232V150H231ZM233 149H235V150H233ZM240 149H241V152H240ZM67 150H68L69 152H67ZM162 150H163V148L161 149V151H162ZM175 150H174V151H175ZM184 150H185L186 153H187V159H184V158L182 157V156H183L182 154L185 153ZM218 150H219V151L221 150V151L218 153ZM236 150H237V151H236ZM197 151H198V152H197ZM203 151H206V152L203 153ZM223 151H225V152H223ZM235 151H236V154H235ZM242 151H243V153H242ZM77 152H78V154L80 155V152H79V151H77ZM86 152H87V151H86ZM86 152L83 151L82 153H85V155H86ZM90 152H91V151L89 150V153H90ZM179 152H180V154H177V153H179ZM181 152H182V153H181ZM189 152H190L191 155L189 154V156H188V153H189ZM199 152H202V153L204 154V157H203V154H202V153H199ZM207 152H208L209 154H208ZM214 152H215V154H214ZM216 152H217V153H216ZM226 152L229 153V154H227ZM238 152H240V153L237 154ZM89 153L87 152V155H88ZM126 153H127V154H124L126 157L123 155L124 157H122V159H121V161H122V162H125L126 165L123 166L122 168L120 167V168H119L120 170H119V169L117 170V173H118V174H120V171H121L122 169H123L124 171H126V170L128 171V172L126 171L125 174H126V173H127V174H130V173L133 172L132 168H131L132 172H131V170L129 171V168H130L132 165L128 168V166H129L128 164L131 163V162H129L130 160H128V159H129V156L131 157V153H130V152H126ZM222 153H223V154H222ZM224 153L226 154V156H225ZM232 153L235 154V156H234V160L232 159L233 157H231ZM250 153H251V152H250ZM110 154H111V153H110ZM110 154H109V155H110ZM132 154H133V153H132ZM160 154H161V155H160ZM174 154H175V155H174ZM198 154H199L200 156H202V157H201L202 160H200L201 158H200V156H198ZM206 154H208V155H206ZM210 154H211V155L213 154V156H211ZM216 154H218V156H215ZM221 154L224 155L223 158H222V155H221ZM240 154H242V155H240ZM109 155H108L107 157H109ZM111 155L114 156L113 154H111ZM159 155H160L159 157L157 156V157L155 158L156 160L154 159L155 162L152 161L151 164L149 163V164L145 167V169L147 168L146 170H145L144 167H143V170H141V171H142V172H145V171H146L145 173H142V172L140 171L141 173L139 172V173H136L134 176H132V177L130 178V180H129V184L124 185V186L116 184L117 186H120V188L123 187L122 190H121L119 187H117V186H116V187H113V188H115V189L118 188V190H120L121 194H124V195H125V194L127 193V196H126V197H125V196L123 197V198H125L124 200H127V199H128V200H127V201H128V202H127L128 204L125 203V207H126V208H124L126 211L129 210V211L126 212V213L131 214V215L134 214L133 212H134L135 207H134V206H130V204H129V203H130V200H129V198H128V195H129V197H131V192H130V191H132V188L135 187L137 181H139V182H138L139 184H140V182H141L142 185H144V186L147 185L146 188L143 187V190L146 189V191H149L148 189H150L149 193H147V192L145 191V193H147V194H146V196H144V197L146 198L149 194H150V195H149L150 198L153 197V196L151 197L152 194L150 193V192H151V187H150V188L148 187L149 184L151 185V183H152V179H150V178L148 177V175H149V174L151 175V173L153 174V176H154V174H155V175L157 174V171H154V172H153V164L155 165V167H157V164H159V162H160V158H161L164 154L162 155V152H161V153H159ZM173 155H174L175 157H174ZM181 155H182V156H181ZM219 155H220V156H219ZM112 156H110L109 158L111 159ZM171 156H173V158H175V159L173 160V158H172ZM176 156H177V157L180 156L181 159H180V157L176 158ZM205 156H206V157H205ZM207 156H208V157L210 156V157L208 158ZM214 156H215V158H216V157H217V158L219 157V159H217V158L215 159ZM229 156H230V157H229ZM239 156H241V157H239ZM62 157H63V158H62ZM127 157H128V158H127ZM188 157H189V158H188ZM212 157H213V158H212ZM220 157H221V158H220ZM226 157H227V160H226ZM228 157H229V159H228ZM235 157H236V158H235ZM238 157H239V160H238ZM243 157H244V158H243ZM248 157H247V158H248ZM158 158H159V161H158ZM171 158H172V160H171ZM182 158H183V159H182ZM197 158H200V159H198V160H199L198 162H197V160H196ZM203 158L206 159L205 162H207V163L210 162V165H211V166H210L209 164H207V163H204ZM26 159H27L28 161H26ZM50 159H51L52 161H51ZM60 159H61V160H60ZM123 159H125V160L127 159L128 162L124 161ZM189 159H190L191 161H190ZM207 159H209V160H207ZM213 159L216 160V161H214ZM55 160H56V161H55ZM57 160H59V161H57ZM111 160H112V159H111ZM113 160H114V163H112V165H113L114 167H113V166H112V167H113V168H116V167L118 166V162L115 161L114 157H113ZM182 160L184 161L183 163H182ZM192 160H193V162L197 165V167L194 166L195 164H193L194 167L192 166V163H193ZM194 160H195V161H194ZM210 160H211V161H210ZM212 160H213V161H212ZM228 160H229V161H228ZM46 161H48V162H50V163H46ZM53 161H54V162H53ZM170 161H171V162H170ZM189 161H190V163H188ZM115 162H116V163H115ZM156 162H157V163H156ZM177 162H180V163H177ZM200 162H202V163H204V164H202V163H200ZM225 162H226V163H225ZM230 162H231V163H230ZM233 162H234V163H233ZM235 162H236V163H235ZM259 162H260V161H259ZM263 162H264V158H263V160H261V163H263ZM44 163H45V164H44ZM152 163H153V164H152ZM155 163H156V164H155ZM187 163H188V164H187ZM197 163H199V167H198V164H197ZM211 163H212V164H211ZM213 163H214L215 166L213 165ZM114 164H115V165H114ZM116 164H117V165H116ZM167 164H168V165H167ZM170 164H171V165H170ZM173 164H175V165L178 164V165H177V166H174ZM180 164H181L182 166H181ZM183 164H185V165H183ZM201 164H202L201 168H202L203 166H205L204 168H202V169H206V170H203L204 172L201 171V170H202V169L200 168V165H201ZM205 164H206V165H205ZM220 164H221V163H220ZM127 165H128V166H127ZM139 165H140V163H139ZM139 165H138V166H139ZM150 165H151V166H150ZM169 165H170V167H169ZM234 165H233V166H234ZM29 166H27V167H29ZM36 166L38 167L39 170H37ZM40 166L43 167V168H41ZM60 166H61L62 168H60ZM115 166H116V167H115ZM140 166H141V165H140ZM142 166H143V165H142ZM142 166H141V167H142ZM207 166H208V167H207ZM209 166H210V167H209ZM124 167H126V169H124ZM178 167H179V169H178ZM189 167H191V168L189 169ZM206 167H207V168H206ZM35 168H36V169H35ZM44 168H45V169H44ZM49 168H50L51 170H50ZM182 168H183V169H182ZM198 168H199V169H198ZM214 168H217V169L215 170ZM246 168L249 169L248 167H244L243 169H246ZM41 169H42V170H41ZM48 169H49V170H48ZM61 169H62V170H61ZM154 169H155V168H154ZM194 169H195L197 172H196ZM208 169H209V170H208ZM211 169L214 170V171H212V173H210V172H211V171H210ZM255 169H256V168H255ZM33 170H36V171H34V173H33ZM44 170H45V171H44ZM144 170H145V171H144ZM150 170H151V172H149ZM198 170H200L202 173H201L200 171L198 172ZM50 171H51V172H50ZM63 171H64V172H63ZM124 171H121V173L124 172ZM167 171H168V172H167ZM188 171H189V172H188ZM190 171H191V172H190ZM205 171H208V173H207L208 176L205 175V174H206ZM28 172H27V173H28ZM46 172H49V173H46ZM213 172H214V173H213ZM32 173H33V174H32ZM44 173H45L46 175H45ZM148 173H149V174H148ZM166 173H169V174L166 175ZM189 173H190V174H189ZM197 173L199 174V176H200L201 179H202V177H203L202 180H200V178H198L199 176H198ZM209 173H210V174H209ZM31 174H32V175H31ZM43 174H44L45 178H44ZM110 174H112L111 171H110ZM127 174H126V175H127ZM138 174H139V176H138ZM242 174H243V171H242ZM41 175H42L43 177H42ZM142 175H143V176H142ZM195 175H194V176H195ZM203 175H204L205 177H204ZM209 175H210V178H211V177H213V178L210 179V178H209ZM59 176H60V175H59ZM59 176H58V177H59ZM141 176H142V177H141ZM231 176H232V175H231ZM231 176L229 175V176L227 177V179H228V180L230 179V180L227 181V179H226L224 183H227V184L229 183V184H228V185H227V184H224V185L227 186V187H225V188H224L223 190H221V191L227 193L226 190H228V191L230 190L231 193H232V190H233V193H232V194H235L236 191L240 189V185H242V186L245 185V187L243 186V188L241 187L242 189L239 190L240 192H242V195L244 194V195L241 196V197H242L243 199H244V198L246 199V197H248V198H250L251 200H252V199L255 200L254 205L249 206V208H248V206H247V207L245 206V207L248 208V210H249L250 212H251V211H254V210H255V211L258 210L257 213H259L260 210L262 209V206H260L261 203L263 202L262 204H264V200H263V198H264V195H263L264 191H262V190H263V187H264V184H263V183H264V180H262V179H264V175H260V176L257 175L260 179L257 177V178H255L254 180H249V181L244 180V181H243L244 184L242 183V181L240 182V180H239V181H238V180H234V181H233L234 178L232 179ZM39 177H40V178H39ZM58 177H57V178H58ZM60 177H61V176H60ZM138 177H139L140 179H137ZM187 177H189V176H187ZM206 177H207V178H206ZM38 178L40 179V182H39ZM41 178H42V179H41ZM114 178H117V176L114 175ZM114 178H113V180H115ZM134 178H136V181H135V182L132 180V179H134ZM146 178H147V179H146ZM165 178H164V181H165ZM247 178H248V177H247ZM261 178H262V179H261ZM58 179H59V178H58ZM144 179H145V180H144ZM148 179H150L151 182L148 181ZM167 179H166V180H167ZM209 179H210V180H209ZM231 179H232V180H231ZM245 179H246V177H245ZM256 179H257V180H256ZM19 180H20V181H19ZM32 180H33V181H32ZM35 180H36V181H35ZM37 180H38V181H37ZM48 180H49V179H48ZM113 180H112V181H113ZM131 180H132V181H131ZM134 180H135V179H134ZM255 180H256V181H255ZM258 180H259V181L262 180L263 183H262V181H261V182H258ZM130 181H131V182H130ZM146 181H147V182H146ZM236 181H237V182H236ZM246 181H247L248 183H251V184H248ZM252 181H253L254 183H253ZM27 182H28V184H27ZM29 182H30V184H32L31 186H30ZM33 182H34V183H33ZM133 182L135 183V185L132 187V186H130V184L133 185ZM142 182H143V183H142ZM235 182H236V183H235ZM239 182H240V183H239ZM255 182H256V183H255ZM15 183H16V184H15ZM23 183H24V184H23ZM167 183H168L167 181L164 182L166 188L169 187V183H168V184H167ZM231 183H232V184H236V187H233V188H232L233 185H232ZM245 183H246V184H245ZM259 183H260L261 186L259 185ZM261 183H262V184H261ZM13 184H14V187H13L14 189H10V187H12ZM26 184L29 185L30 188H29ZM112 184H115L114 181H113ZM230 184H231V185H230ZM237 184H238V185H237ZM229 185H230V186H229ZM246 185H247V186H246ZM249 185H250L251 187H250ZM253 185H254V186H253ZM24 186H25V187H24ZM32 186H33V187H32ZM129 186H130V189L128 190ZM190 186H191V185H188V186H186V188H190ZM228 186H229L231 189L228 188ZM17 187H18V188H17ZM23 187H24V188H23ZM131 187H132V188H131ZM174 187H175V190L180 189V186H179V185H176V186H174ZM174 187H173L172 189H174ZM237 187H238V188H237ZM25 188L27 189V190H26V191H27L26 193H25V191H23ZM32 188H34L33 191H32ZM124 188H125L126 190H125ZM186 188L183 189V190H186ZM227 188H228V189H227ZM234 188H235V189L237 188V189L235 190ZM8 189H10V190H8ZM28 189H29V190H28ZM30 189H31V191H30ZM123 189H124V191H125L126 193L123 191ZM172 189H169V190L166 191L165 194L167 195V197H168V195H170L169 192H170V190H172ZM249 189H251V190H249ZM252 189H253V190H252ZM260 189H261V190H260ZM13 190H15V191H13ZM127 190H128L129 192H128ZM180 190H182V189H180ZM243 190H244V191H243ZM245 190H246V191H245ZM248 190H249V191H248ZM8 191H9V192H8ZM20 191H23L24 194H23L22 192H21V194H19ZM28 191H29L30 193H29ZM122 191H123V192H122ZM217 191H218V190H217ZM230 191H229V192H230ZM239 191H238V192H239ZM251 191H252V192H251ZM256 191H257V192H256ZM12 192H13V193H12ZM31 192H32V194H31ZM167 192H168V193H167ZM229 192H228V193H229ZM234 192H235V193H234ZM246 192H247V193H246ZM259 192H260V193L262 192V193L260 194ZM128 193H129V194H128ZM228 193H227V194H228ZM231 193H229V195H231ZM249 193H250V194H249ZM10 194H11V195H10ZM16 194H17V195H16ZM22 194H23V195H22ZM28 194H29V195H28ZM245 194L248 195V196H246ZM253 194H254V195H253ZM5 195H6L7 197H6ZM15 195H16V196H15ZM24 195H25V196H24ZM31 195H32V196H31ZM155 195H156V194H155ZM157 195H158V193H157ZM166 195H165V196H166ZM261 195H262L263 197H261ZM12 196H13V197H12ZM14 196H15V197H14ZM17 196H18V197H17ZM26 196H27L28 198H27ZM245 196H246V197H245ZM16 197H17V199H16ZM30 197H31V198H30ZM144 197H142V198H143L144 200H147V201H145V202H149V201L151 202V201H152L149 197H148V199H145ZM167 197H165V199H164V200H165V203H166L167 206L164 205V204H163V205H162V204H159V205L161 206V209H164V211H163V210L160 211V210H161V209H160V206H159V208H158L157 205H156V206L153 205L154 208H151L152 210H151V209H150V210L148 209L149 212H148L147 209H146V212L148 213L147 216H146V217H147L146 219H147L148 221H150V223H148V226H146L147 224H145V226H144V225H141V228H143L144 231L147 230L146 228L148 227V228H151V229H150L151 232H152V231H153V232H154V231H158V230H159L158 232H169V229H168L167 231H166V229H165V228H167V226L169 227V223L175 222V224H177L178 226L180 225V222H179V223H177V222H178V221H181V219H177V218H179L178 216L181 215V214H180V213H182L181 210H183V209L186 207V205H187V204H186V205H184V206H181L180 199H181V198H182V199H185L186 197L183 196V197H181V198H179V199H176V200H174L173 198L170 199V198H169L170 196H169L168 198H167ZM256 197H258L259 200H258V198H256ZM7 198H8V199H7ZM12 198H13V199H12ZM248 198H247V199H248ZM255 198H256V199H255ZM15 199H16V200H15ZM35 199H36V198H35ZM247 199H246V200H247ZM32 200H33V201H32ZM122 200H123V199H122ZM167 200H168V201H167ZM170 200H171V201H170ZM178 200H179V201H178ZM2 201H3V202H2ZM30 201H31V202H30ZM39 201H40V202H39ZM111 201H112L113 204L116 202V201H114V200H111ZM119 201H120V199H119ZM166 201H167V202H166ZM169 201H170V202H169ZM239 201H240V200H239ZM257 201H258V202H259V201H262V202L258 204ZM37 202H38V203H37ZM117 202H118V201H117ZM171 202H174V204H173V203L171 204ZM178 202H179L180 204H179ZM30 203H31V204H30ZM32 203H33V204H32ZM36 203H37V204H36ZM112 203H111V204H112ZM169 203H170V204H169ZM97 204H98V203H97ZM255 204H256V205H255ZM30 205H32L31 208H30ZM99 205H100V204H99ZM99 205H96L97 208L95 207V208L93 209V212L95 211V209H96V212L98 211V213H100V212H102V211L104 210V207H103L104 205H102V203H101L102 206L100 205L101 207H100ZM126 205H127V206H126ZM173 205H174V206H173ZM175 205H176V207H175ZM257 205H258V206H257ZM162 206H164V208H163ZM168 206H169V211H167ZM171 206H172V207H171ZM180 206H181V207H180ZM253 206H254V207H253ZM39 207H40V209H39ZM98 207H99V208H98ZM156 207H157V209H159V210H157ZM165 207H166V208H165ZM173 207H174V208H173ZM178 207H179V208H178ZM182 207H183V209H182ZM238 207H240V206H238ZM259 207H261V208H260V209H256V208H259ZM101 208H102V209H101ZM129 208H130L131 210H130ZM132 208H133V209H132ZM175 208L178 209V210L176 211ZM254 208H255V209H254ZM180 209H181V210H180ZM237 209H240V208H237ZM237 209H236V210H237ZM250 209H251V210H250ZM252 209H254V210H252ZM34 210H36V212H34ZM132 210H133V211H132ZM153 210H154V211H153ZM171 210H172V211H171ZM174 210H175V212H174ZM248 210H246V212H248ZM99 211H100V212H99ZM106 211H107V210H104L105 213L103 212V213L98 214V213H96V212H94V213L92 212L93 215L91 214V215L93 216V219L95 218V216H96V218L98 217V219H96V218L94 219V220H96V221L99 220L100 218L103 219V220H99V221H98V226H99L101 229H100L99 231H97L94 235H92V236H93V237H92V242H91L92 245L94 244L95 246H97L98 244H100L99 242H102L101 240H102V237H103V236H102V235H103V234H102L103 232L100 233L101 230H104V231H107V233H110V231H111L112 228H113V220H114V219L111 218V217H110L111 215L109 216V212H106ZM150 211H151V213H150ZM158 211H159V212H158ZM170 211H171V212H170ZM179 211H181V212H179ZM129 212H130V213H129ZM131 212H132V213H131ZM166 212H167V213H166ZM176 212H177L178 214H177ZM246 212H245V213H246ZM157 213H158V214H157ZM169 213H170V215H169ZM174 213H175V215H174ZM254 213H255V212H254ZM96 214H98V215H96ZM101 214L103 215V216H102L103 218L100 217ZM154 214H155V215H154ZM176 214H177L178 216H176ZM252 214H253V212H252ZM34 215H35V214H34ZM145 215H146V213H145ZM148 215H149V216H148ZM173 215H174V218L172 217ZM38 216H39V217H38ZM104 216H105L108 220H107ZM108 216H109L110 218H108ZM233 216L235 217L236 215H233ZM133 217H134L135 219H134ZM157 217H158V218H157ZM161 217H162V218H161ZM91 218H92V217H91ZM91 218H90V219H91ZM150 218H152V219H150ZM155 218H156L157 220H156ZM105 219H106V220H105ZM109 219H110L111 221H110ZM173 219H174V220H173ZM175 219H176V220H175ZM31 220H32V218H31L29 221H31ZM132 220L135 221V223H136L135 226L132 225V223H131V222H133ZM154 220H155V221H154ZM164 220H165V222H167V223H165ZM170 220H172V221H170ZM101 221H103V222H101ZM105 221H106V222H105ZM109 221H110V222H109ZM127 221H128V224H127V223H124V224H126V225H124V224L121 225V226L119 225L120 228L118 227V229L116 230V231H117V235H116V233H115V235H116V236L123 235L125 238H127V237H128V238H135V237H136L137 239L143 241V240L145 239L144 237H146V236H144V235L149 234V232H150L149 229H148L147 231L144 232V231L139 227L140 225L137 224V217H135V216H132V217H130V218L128 217V219L126 220V222H127ZM151 221H154V224L157 222V224H155V226H157L158 224H160V225H158V227H155ZM104 222H105V225L103 224ZM108 222H109V223H108ZM111 223H112V225H111ZM151 223H152V224H151ZM161 223H162V225H161ZM108 224H110V225H108ZM133 224H134V222H133ZM149 224H150V225H149ZM60 225H61V224H57V225L55 226L54 223H51L52 228H51V226H50V229L53 230V229H55L57 226H60ZM102 225L105 226V228L102 227ZM151 225L154 226V227H153V230H152V226H151ZM53 226H55V228H53ZM106 226H107V227H106ZM111 226H112V227H111ZM127 226H133V227L130 229V228L127 227ZM136 226H137V228H135ZM145 227H146V228H145ZM163 227H164V229H163ZM102 228H103V229H102ZM122 228H123V229H122ZM125 228H126V229H125ZM127 228H129V229H127ZM133 228H134V229H133ZM155 228H156V229H155ZM188 228H190V226H189ZM192 228H193V227H192ZM50 229H49V230H50ZM108 229H111V230H108ZM137 229H139V230L141 231L140 236H139V234H138V233H140V232H139V230H137ZM154 229H155V230H154ZM161 229H162V230H161ZM193 229H194V228H193ZM123 230H124V231H123ZM129 230H132V231H129ZM160 230H161V231H160ZM163 230H164V231H163ZM133 231H134V234H133ZM142 231H143V233H142ZM148 231H149V232H148ZM118 232H119V233H118ZM123 232H125V233H123ZM128 232H129V233H128ZM130 232H131V233H130ZM137 232H138V233H137ZM158 232H157V233H158ZM99 233H100L101 235H100ZM121 233H122V234H121ZM126 233H128L129 235L126 234ZM135 233H136V234H135ZM144 233H145V234H144ZM125 234H126V235H125ZM132 234H133V235H132ZM137 234H138V235H137ZM76 235H77V236H76ZM96 235H97V236H96ZM134 235H135V236H134ZM142 235H143V236H142ZM78 236H79V234H77V232H76V234H75V236H74V238H75V237H76V238L73 239V240L75 241V243H74V241H73V242H72L73 244L71 243V245H74V244L77 245V244H78V240H79V239L77 238ZM100 236H101V237H100ZM123 236H121V237H123ZM126 236H127V237H126ZM138 236H139V237L142 236V237H141V238H138ZM79 237H80V236H79ZM94 237H95V238H94ZM96 237H100V238H96ZM142 238H143V240H142ZM76 239H77V240H76ZM95 239H96V240H95ZM100 239H101V240H100ZM93 240H95L96 243H98V244H96L95 242H93ZM98 241H99V242H98ZM158 241H162L161 243H164L166 240H164V239H162V238H159ZM163 241H164V242H163ZM11 245H12V244H11ZM70 247H71V249L74 248V246H70ZM261 249H262V248H261ZM257 250H258V248H257ZM259 250H260V247H259ZM94 256H95V255H94ZM94 256H92L93 259L95 258ZM96 257H97V256H96ZM19 258H20L21 260H20ZM22 258H23V259H22ZM24 258H25L24 256H23V257L18 256L16 259H14V262L16 261L15 263L19 264V263H21V262H24ZM92 258L90 257V259H92ZM26 259H27V258H25V260H26ZM95 259H97V258H95ZM18 260H19V262H17ZM22 260H23V261H22ZM28 260H29V259H27V262H28ZM9 261H10V260H9ZM11 262H13V259H12ZM14 262H13L12 264H15ZM9 264H11V263L9 262Z\"/></svg>","mask_w":264,"mask_h":264}]
</instances>
